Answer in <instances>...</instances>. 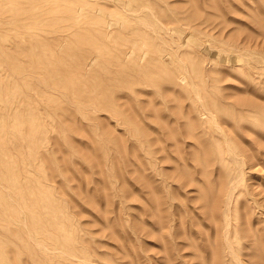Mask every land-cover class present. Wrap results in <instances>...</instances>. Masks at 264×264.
Masks as SVG:
<instances>
[{
	"label": "rangeland",
	"instance_id": "obj_1",
	"mask_svg": "<svg viewBox=\"0 0 264 264\" xmlns=\"http://www.w3.org/2000/svg\"><path fill=\"white\" fill-rule=\"evenodd\" d=\"M50 1H51V3L49 2V0H0V56H1L0 57V85H1L0 86V139H1L4 147H10V148H7L8 153H10L9 151H11V146L17 147L20 149V150L13 149V152L18 153L19 155L22 154V156L26 158V161H27L26 163L28 165V169L31 171L30 173L28 171L27 172L22 171L23 173H21V175H19L17 178L18 179L16 181L17 186L11 185L12 188H8L9 187L8 185L11 183V180L10 181H6V180L0 181L1 190L5 193L7 200L8 201L10 200L12 203H14V207L16 208V211H17V214H14V216H13L14 220H10L8 218V213L2 214L1 219H0V231H1L0 232V264H15V263H18V264H72V263H74V264H201V263L213 264V263H211V261L214 263L217 262V263H221V264H264V256H263L264 252L262 250V248L264 247V245H263L264 244V136H263V134H264V125H263L264 124V56H263L264 55V0H214V1L212 0L211 2H213V3H211L209 1L210 6H213L212 4L215 3L214 7H212V8L209 5L206 6L207 0H204V2H206L205 3L206 7H203L201 5L202 3L204 5L203 0H191V1L190 0H165V1L160 0L161 3L157 0H154L156 2H154L152 0L153 3L150 0H147V1L144 0L145 2H148L147 4H150V6L146 5V3L143 2L142 0H123V1L122 0H50ZM197 1L201 2V4L200 3L197 4L196 3ZM134 2H139V5H137L138 3H134ZM140 2H142V3H140ZM191 2H192V4H191ZM193 3H194V5L196 3V5L193 6ZM227 3H228V5H227ZM155 4L158 5L157 7L159 8L160 12L163 11L161 13L162 14L164 13L163 16L164 15L166 16V20H172L173 22L175 20L176 23L174 24L173 22L166 21L165 17H163L164 19L162 20V14L161 13H159V15L157 14L159 11H158L157 7H154V6H156ZM132 5H134L133 8H132ZM186 5H187V7H186ZM200 5L202 6V9L204 8L203 11H202V9L199 10V7L201 8ZM226 5H227V7H226ZM135 6L138 9L133 11V9L136 8ZM188 7H190L192 10ZM224 7H225V9H224ZM176 8H177V10H176ZM197 8H198V10H196ZM213 8H215L214 12H213ZM228 8H229V10L227 11ZM154 10H155V14H154ZM179 10H181V11H179ZM207 10H209V12ZM49 11H51L50 12L51 14L48 13ZM156 11H157V13H156ZM191 11H192V13H190ZM196 11H198V12H196ZM200 11H202V12H200ZM222 12H225V13L223 14ZM166 13L168 14V16H172L174 18L173 19H172V17L169 18ZM184 13L187 15H185ZM197 13H198V15H197ZM199 13L200 14L202 13L203 15L202 14L200 15ZM205 13H206V16H205ZM221 13L223 14L222 16H224V19L222 17V19H223L222 22L220 21L221 20ZM176 14L179 16H177ZM181 14H183V15L180 16ZM190 14L194 15V20H193V17H190ZM218 15H220V17ZM19 16H20V18H19ZM135 16H136V18H134ZM218 17H219V19H218ZM125 18H127V19H125ZM179 18L181 20H183L182 24H181V20ZM190 18H191V20H193L195 22V24H192L193 21L191 22ZM227 18H228V20H227ZM184 19H185V21H184ZM202 19H205V20L203 21ZM123 21L124 22L128 21L129 23L128 22L124 23ZM136 21H138V22H136ZM185 22H187L189 25ZM224 22L227 24H225ZM85 23H87L86 27H88V25H89V27L92 26L91 29L93 28V30H91L90 28L83 27V25H85ZM128 24H129V26H128ZM223 24H225V25H223ZM11 25H13V26H11ZM127 26L129 27V33H128V30H126V29H128ZM135 26H137V27H135ZM94 28H95V30H94ZM138 28H140V29H138ZM144 28H146V29H144ZM81 29L83 32H80ZM147 29H148V31H147ZM87 31L88 32L90 31L89 34L87 33ZM93 31H95L94 34H93ZM97 31H98V35L96 34ZM115 32H116V34H115ZM138 32H139V34H138ZM78 33L80 35L81 34L82 35L79 36ZM132 33H133L132 36H135L136 34H138V35L135 36V38H134L131 36ZM152 33H154L156 36H154V34H152ZM164 34L166 35V38H165ZM173 34L177 37L173 36ZM93 35L95 37L97 36L96 38H99V39L95 40ZM104 35H105V37H103ZM100 36L102 39L104 38V40L106 38L108 40L110 38H113V39H110L111 40L110 42H108L107 40L103 41L102 39H100ZM167 36H169V37H167ZM82 37L84 40L82 39ZM57 38H59V39H57ZM74 38L76 39L75 40L76 42H74ZM77 38H78V40H81V41L83 40V42H81V41L80 42L87 45V47L89 46L88 48H90L92 46L90 48L91 50L93 48L91 53H90V49L86 48L84 44L80 45L81 43L77 40ZM132 38H134V39H132ZM153 38H156V40L154 41ZM118 39H120L121 41L118 42ZM149 39H151V40H149ZM160 39H163V40L159 41ZM87 40H88V42H87ZM113 40H114V43H113ZM115 40H117V41H115ZM122 40H124V41L122 42ZM142 40H143V42H142ZM167 40H168V42H167ZM89 41L92 45L89 44ZM156 41L158 44L155 43ZM162 41H163V43H161ZM16 42H17V44H16ZM102 42H104V43H102ZM124 42H126V44H124ZM166 42L169 45H167ZM170 42H171V44H170ZM236 42L239 44L237 45ZM78 43L80 46L78 45ZM127 43H128V46H129V43L131 44V46H130L131 48L128 46H127V49L125 48ZM152 43H154L155 45H153ZM101 44H103V45H101ZM116 44L117 45L119 44V46L116 47ZM73 45H75V46H73ZM144 45L146 48H144ZM239 45H241V46H239ZM103 46H104V48H103ZM121 46L124 48L122 49ZM168 46L173 48V49H170V47H169L170 52H168L169 51L167 49ZM19 47H20V49H19ZM79 47L81 48V52H79L80 51ZM113 47H114V49H112ZM133 47H135V48H133ZM66 49H69L70 52L65 51ZM72 49H74V50H72ZM83 49H84V53L82 52ZM120 49L122 50V52L124 49L129 51V56L126 57V59H124L125 60L124 63L121 62V59H120V56L122 55ZM86 50L87 51L89 50V52L87 53ZM102 50H103L104 54H103V52H101ZM105 50H106V53H105ZM135 50L144 51L143 57L142 58L139 57L138 53H136L138 51H135ZM179 50H182L183 52L179 51ZM74 51H76V55L80 54L82 57L83 55L88 54V55H86L88 57L85 58L83 56V58H85V59H83L80 57V55L76 56ZM157 51H159V52L157 53ZM15 52H17V53H15ZM48 52H49V54H48ZM61 52H63V53H61ZM151 52L153 55L155 53L154 57L151 54ZM160 52L162 55L159 54ZM13 53H15V55ZM135 53H136V55H135ZM16 54H17V56H16ZM107 54H109V55H107ZM183 54H184V56H183ZM110 55L112 58L114 57L115 59L113 58L112 60H109V59H111V57L109 58ZM150 55H152V56H150ZM156 55L158 56V58ZM169 55L171 57L173 56L175 58L173 60H175V61H171V58L168 59L166 57ZM51 56H52L53 60L51 59ZM53 56H55L56 58L55 57L53 58ZM67 56L69 57V58H67L68 60L66 59ZM134 56L139 57V59L137 57V61L139 64L141 63L143 66L141 64L138 65L137 61L133 60ZM159 56L163 57V60H160L162 58ZM44 57H47L48 59L44 58ZM117 57H118V59H117ZM261 57L263 59H261ZM21 58H22V60H21ZM76 58L78 60H76ZM79 58H81V59H79ZM128 58H129V60H128ZM130 58H132V59H130ZM150 58H152V59L149 60ZM54 59H56V60H54ZM61 59L63 61H61ZM69 59H71V61H74V63H72ZM145 59H146V62H145ZM17 60L22 61L21 65H20L21 61L18 62ZM23 60H24V62H23ZM82 60H85V61L87 60V61L82 62ZM105 60H107V61H105ZM114 60H116V62ZM143 60L147 64H145L143 62ZM196 60H198V61H196ZM75 61H78V63H76ZM79 61L84 63L85 69L82 68L83 64L81 65ZM111 61H112V63H111ZM132 61H133V63H132ZM54 62H55V64H54ZM172 62H174V64ZM24 63L25 64L29 63L28 64L29 70H26L27 66ZM43 63H45V64L43 65ZM134 63H136V64H134ZM46 64H47V67H46ZM114 64H116L115 69H114V67H110V65L114 66ZM117 64L119 67L117 66ZM148 64L150 66H148ZM171 64H173L174 66H172ZM95 65L99 66V68L98 67L96 68ZM162 65L164 67H161ZM59 66L61 68H66V69L65 70L60 69ZM71 66H73V67L75 66V68H73ZM77 66H79V67H77ZM202 66H203V68H202ZM49 67L51 69H49ZM106 67H107V69H106ZM117 67L120 69L118 70ZM134 67L137 68V70H138L137 72H136V69ZM31 68H34V70ZM37 68L38 69L40 68L39 71H41L42 73L41 72L38 73ZM58 68H59V70H56ZM72 68L75 70H73ZM78 68L81 70H79ZM154 68H156L157 70ZM164 68H165V70H164ZM169 68H170V70H169ZM36 69H37V71H35ZM43 70H44V73H43ZM49 70H51L50 71L51 73L53 72L52 75H50L51 73H49ZM60 70L63 72V74H61ZM82 70H84L85 73H83ZM101 70H102V72H101ZM107 70L110 72H108ZM114 70L117 72L118 75L115 73ZM128 70L133 72L134 75L137 77L133 76L132 75L133 73H130ZM146 70H147V72H146ZM153 70L155 73L153 72ZM174 70L176 71V74L173 73ZM220 70H221V72L219 73ZM31 71H33V72L35 71V72L33 73ZM76 71H78V72H76ZM103 71H105V72H103ZM140 71H142V73ZM183 71L185 72L184 74H183ZM45 72L47 73V75L49 77L46 75ZM56 72H58V73H56ZM97 72H99V75ZM112 72L114 73V75H112L113 74ZM138 72L140 73L141 76L139 75ZM177 72L179 74L181 73L180 75L186 74L184 80H181V79L179 80V76H178V79L176 78L177 74H178ZM54 73H55V75H53ZM76 73L80 74L79 78L77 76L78 74H76ZM95 73H97V75ZM150 73H151V75H150ZM215 73H217L218 75ZM56 74L59 75V77H61V78L56 77ZM122 74L125 76V78H122V76H123ZM164 74H165V76H164ZM66 75L67 76L69 75L68 78ZM92 75H93V77H92ZM94 75H96V76H94ZM101 75H104V76L101 77ZM105 75H107V76L105 77ZM204 75H205V77H204ZM46 76L48 77V79H46L47 78ZM84 76L86 78H84ZM110 76L113 78H110ZM87 77H89V78L91 77L90 80ZM132 77H133V79H132ZM144 77H145V79H144ZM28 78H29V80H28ZM148 78H149L150 82L147 80ZM163 78L165 80H163ZM166 78H168V79H166ZM6 79H8L7 82H6ZM43 79H44V81H43ZM49 79L53 80V81H51V83H50ZM75 79H77L78 81ZM91 79L93 81V84H95L94 83L95 81H97L96 82L97 84L101 83L100 85H98V88H97L96 84H95L96 87L94 88V85L91 84L92 83ZM101 79H102V82L104 84H102ZM124 79L125 80L127 79V81H125ZM137 79H141L142 83L140 80H137ZM110 80H111V82H110ZM112 80H113V82H112ZM129 80H130V82H129ZM10 81H12V82H10ZM28 81H30V82H28ZM47 81H49V82H47ZM151 81H152V83H151ZM168 81H170V82H168ZM181 81L183 82V84L181 83ZM4 82H6V83H4ZM31 82L35 85L36 89H38V92H37V90H35V87L33 84H29ZM81 82H84V83L81 84ZM116 82H119L122 84L119 85V83H116ZM126 82H127L128 86H127ZM139 82H140V84H139ZM7 83L9 85H7ZM41 83H42V85H41ZM131 83H132V85H131ZM56 84H58V85H56ZM68 84H69V87L71 86L70 88H72V89H70L69 87H67L65 89V86H68ZM74 84L76 87L74 86ZM79 84L81 86H79ZM105 84H107V85H105ZM53 85H55V86H53ZM62 85L64 88L62 87ZM89 85H90V88L88 87ZM92 85H93V88H92ZM102 85L105 86V87H103L104 88L103 91H101V87H99ZM108 85H109V87H107ZM117 85H119V86H117ZM49 86H51V87H49ZM59 86L62 89L59 88ZM123 86L126 87V89H127L126 91H129L128 95L133 94L135 92V94H133V96H135V97H133V96L131 97V95L129 97H127L128 95L125 96L126 93L122 94L123 92L120 89L124 88V90H125V87H123ZM9 87H10V89H9ZM42 87L43 88L45 87V88L43 89ZM80 87H82V89L80 90L81 94L79 91ZM87 87H88V89H87ZM114 87L116 89H119L120 91L115 90ZM136 87H138V89H136L137 91L134 89ZM50 88L53 89L55 92L53 90L51 92ZM57 88H59V89H57ZM74 88H76V89H74ZM105 89H106V91H109V90L110 91L108 93H106ZM112 89H113V91H112ZM58 90H60V91L58 92ZM68 91H70V92H68ZM76 91H77V93H76ZM45 92H46V94H45ZM48 92L52 93V94H49ZM56 92H58V93L55 94ZM103 92H104V94H103ZM120 92H121V95H124L125 97H122L121 95H119ZM105 93L108 97L105 95ZM84 94H85V96H84ZM114 94H115V96L119 95L120 98L124 99V100L123 101L121 99L119 100V98L115 99L117 97L114 98ZM89 95H91V96H89ZM217 95H218V98H217ZM47 96H49V97H47ZM71 96L75 99V101L73 98H71ZM110 96L112 98H114V100L111 99ZM64 97L68 101L69 100L70 101L68 102ZM85 97H88L89 99L88 98L87 99L90 101L85 100ZM101 97H103V98H101ZM139 97L141 100H143L141 104H139L141 102V100L138 99ZM169 97H170V99L168 100ZM52 98L55 100L52 101ZM92 98H93V100H92ZM133 98H135L136 101ZM165 98H166V101H165ZM57 99H58V101H57ZM62 99L64 102L67 101L66 104L62 101ZM102 99H105L103 101H106V102H103ZM108 99H109V102H108ZM110 99H111L112 103L110 102ZM125 99H127V101H125ZM128 99H130L129 102H128ZM132 99L134 100V104H132L133 103ZM221 99H224L225 103H224V100L221 101ZM246 99L250 102H251V100H253L254 102L252 101V103L253 104L257 103L256 105L258 107L255 104L254 105L251 104V105H253L252 107L250 104H249L250 105L249 106L247 103L248 101ZM116 100H118L119 102ZM240 100L242 102L244 101L245 103H247V105L249 107H245L246 105L245 106L241 105L242 108H238L240 105L237 106V104H238L237 102L238 101L240 102ZM96 101H99V102H96ZM130 101L132 103H130ZM137 101H139V103ZM162 101L166 102L167 105H166V103H163ZM168 101H169V103H168ZM226 101H227V104H226ZM58 102L61 104L58 105L57 104ZM71 102H72V104H69ZM81 102H83V103H81ZM120 102L121 103L125 102V104L130 103L133 105V106L131 105L132 107L137 106L140 108V110H139V108H137V109L133 108L134 109L133 110L131 107V109L133 111L131 110V112H130V110H128V108L130 106L129 105H128L129 107L124 106V108L126 109V107H127V111L130 112V114H127V112L125 111V109L122 106L124 112H126V114H127V115L122 116L121 114H125V113L122 112L123 111L121 108L122 104H120ZM148 102H151L152 105L149 104ZM19 103H20V105H19ZM97 103H98V105H97ZM107 103L110 106L112 104L115 106V107L112 106L113 110H112V108L109 107V105ZM137 103L140 106L137 105ZM47 104L51 105V107L48 106ZM67 104H69V105H67ZM74 104H76V105H74ZM89 104L90 105L95 104V105L92 107ZM99 104H101V105H99ZM102 104H104V106ZM105 104L108 107H106ZM194 104H195V106H194ZM18 105H19V107H18ZM55 105H56V107L58 106L57 107L58 109L56 107L53 108ZM116 105H117V108H116ZM119 105H120V107H119ZM168 105L170 106V109L172 111H170ZM20 106H21V108H20ZM80 106L82 107V109H80L81 108ZM86 106H87V108H86ZM97 106H99V107H97ZM163 106H164V109H162V110L165 113L167 112L166 113L167 115L169 113L168 117L166 116V114L164 115V112L161 111V109H160V108H163ZM198 106L200 107V109H198L199 108ZM209 106L212 108H210ZM60 107H62V108L60 109ZM72 107H74L77 111H75L74 109H71ZM96 107H97V110H98V108L99 109L101 108L102 110L100 109L97 111ZM156 107H158L160 109V111L163 113L162 114L159 112V114H162L165 117H167L165 119V121L167 120L166 122L164 121V119L161 118L163 121H160L161 124L157 123L158 125L153 121L160 120L158 117H163V118H165V117L160 116V115L158 116L159 109ZM165 107H167L166 110H165ZM68 108H69V110H68ZM107 108L111 109L112 115L114 114L113 111H115V114L116 113L119 114L118 112H122L121 114H119V115H121L120 118L118 115H116V118H115V115H113L111 117L110 116L111 114L110 113L108 114V111H110V110ZM118 108L119 109L121 108V110L118 111L117 110ZM141 108H143V110ZM194 108H195V111L193 110ZM236 108H237V111H236ZM252 108L255 110H253ZM258 108H259V110H258ZM85 109H87V110H85ZM155 109H157V110H155ZM212 109H213V111H212ZM242 109L244 110L243 112H242ZM70 110H72V111L74 110L75 114L79 112V115L78 114L75 115L73 113L74 111L72 112ZM83 110L86 111V114L84 113L85 111H83ZM90 110H91V113L94 112L98 116V118H99L98 121H97L98 118H95V117H97L95 114H92L95 119L94 118L92 119L93 116L91 114L89 115ZM92 110H93V112H92ZM138 110L140 111V113ZM154 110L156 112H154ZM168 110H169V112H168ZM199 110H201V111H199ZM68 111H70V113L71 112L72 113L70 114ZM80 111H81V113H80ZM87 111H89V113H87ZM181 111H184L186 113L182 114ZM190 111L191 112L193 111V113L197 114V116L194 115V117H193V120L195 121L194 123H193L192 117H191V115L193 116V114L189 115ZM134 112H136L135 114H137L136 119L131 114V113L134 114ZM170 112L173 115V117L171 116L172 118L170 117ZM17 113H19V115L21 117H19L17 115ZM67 113H69L70 115H68ZM141 113L143 115H146V116L144 117ZM154 113L157 116L154 115ZM173 113H176L179 118L184 115L183 120H184V118H185V120H187V122L184 121L185 124H187V126L182 124L181 119H180L181 121L179 120V118L177 120V118H176L177 115L173 114ZM178 113H180V115ZM200 113H203V115H200ZM252 113H254L255 115ZM66 114L68 116L67 118L65 117ZM139 114H141V116H140L141 118L143 117V120H141V122L139 121L141 124L140 126L136 125V124H139L138 121H136ZM24 115H27V116L25 117ZM71 115H73L72 119L70 117ZM77 115L80 116L79 119L76 118V117H78ZM129 115H131V117L134 118V119L133 118L132 119L135 122L134 121L132 122ZM152 115H154V116H152ZM23 116H24V118H23ZM125 116H127L128 119ZM121 117H123V119L125 118V120L121 119ZM153 117L156 118V120L153 119ZM174 117L177 120V122L174 123L175 128H170V127H173V126H171V125H173L172 124L173 122H170V121L172 119L175 120ZM217 117H218V119H217ZM220 117H221V119H220ZM223 117H225V118H223ZM244 117H246V118H244ZM69 118L71 120H69ZM139 118H138V120H139ZM145 118H146V121L144 120ZM168 118H169V121H168ZM237 118H239V120ZM252 118H253V120H252ZM27 119L30 122H28ZM225 119L227 122L224 121ZM174 120H172V121H174ZM126 121H127V123L128 122L132 123L134 127L132 126V124L128 125L127 123H124ZM142 121H144V123ZM150 121H151V123H149ZM220 121H222V122H220ZM253 121L255 124L253 123ZM39 122H40V126H39ZM162 122H164V123H162ZM168 122H170L169 125L171 124L169 126L170 129H167ZM179 122H181V123H179ZM17 123H19V124L17 125ZM145 123H148V125ZM189 123H190V125H189ZM29 124H30V126H29ZM43 124H45V125H43ZM150 124L152 125L151 129H153V130L155 129V132L150 134L151 136L148 133L151 129L147 128L150 126ZM162 124H164L163 127H162ZM165 124L167 125V127ZM175 124H177L178 126ZM194 124L196 125V129H195ZM63 125H65L67 127H64ZM234 125H236L237 127ZM239 125L241 128L239 127ZM129 126L133 127L132 130H134V131L131 132V130H130L131 128ZM160 126L162 127V129L163 128L165 129V127H166V130H164V129L162 130ZM176 126L180 129L177 132L179 133L178 135L180 138H182V140L179 137H177ZM184 126H186L185 127L186 129L184 128ZM45 127L47 130L44 129ZM68 127H70V129H67ZM182 127H183V129H182ZM156 128H158V129H156ZM236 128H237L238 132L236 131ZM29 129H30V131L28 132ZM125 129L127 130V132L126 131L124 132ZM146 129L149 131H147ZM159 129L162 133L164 131H167L166 134L163 133L164 137H163V135L161 136V138L163 137L164 140L167 138L166 135L171 134L173 136V134L176 133V135L174 134V137L176 136L178 138V140H175L177 138L173 137V139L177 142L175 144L178 145V142H180V141L182 142V143L180 142V144H182V146L179 144L177 146L179 148L176 147V150L179 149V151L177 152L174 149L175 148L174 146H176V145H173V147H172L173 140H168L166 142H164V140H160L161 144H163V146H162L163 149L161 148L162 151L156 150L157 155L162 154V156H163V153H164V157H165L163 159L165 161L162 162L163 157L161 155L159 156V157H162L160 159V163L158 161L159 158H158V156H156V153H153V152H155L154 146L157 144V140L160 139V136H157ZM173 129L175 130L174 133L172 132ZM187 129H188V131H186ZM200 129L202 131L201 133H200ZM204 129H206V130H204ZM68 130L70 131L69 135H68V132H69ZM156 130H158V132ZM168 130H171V131H169V133H168ZM182 130H184V132L186 131L185 132L186 134L189 133L190 131L193 132V133H191V132L189 133V134H192V137H190V136L186 137L185 133H183ZM208 130L210 131L211 134L209 133ZM211 130H212V132H211ZM25 131H27V133ZM89 131H90V133L92 132L91 136L94 135L95 137L94 136L93 137L95 139H93L90 136ZM109 131H110V133H111L110 135L112 137L118 136L117 138H119V139H120V137L125 136L124 138H127L129 136L130 139L127 138L129 140L122 142L120 139V140H117V142H119V141L121 143L129 142V146H130V145L134 144L133 141L134 142L136 141V145H134V146L132 145V146L135 149H137V151L139 150L145 156L142 154L140 155V152L139 153L137 152V156L139 155L138 156L139 159H137L136 152H134L133 149H131V148L127 149L129 146L126 145V143H125L124 145L127 146V147L125 146V148L129 152V154H127L128 156H126V153H125L126 149H124V147L121 146L123 144H120V142L118 145H120L122 147V148L120 147L121 150L124 149L123 150L124 152L123 153L120 152V155L122 154V156H120V155L116 156L114 152H117L116 154H118L119 150H120L118 148L116 138L115 137L112 138L111 136L104 135L107 132L109 134ZM141 131H143V132H141ZM161 132H159V133H161ZM229 132H232V133H230L232 135V137L229 134ZM39 133L41 134V136H39L40 135ZM136 133H137V135H135ZM140 133H141V135H140ZM146 133H147V135H145ZM240 133H242V134L240 135ZM42 134H43V136H42ZM215 134H217V135L215 136ZM171 135H169L168 138ZM201 135L203 137H201ZM24 136H26V137H24ZM142 136H143V138H142ZM41 137H42V140H41ZM43 137H45V138H43ZM66 137H67V139H66ZM153 137H155V138H153ZM25 138L27 140H25ZM58 138H60V139H58ZM63 138H65V139H63ZM150 138L152 139L154 144L151 142ZM203 138H205L209 141L206 142V140H204ZM37 139H40V140H37ZM144 139H145V141H144ZM148 139H150V141ZM154 139H156L155 140L156 143H155ZM202 139H203V141H202ZM94 140L97 142V143H95L96 145L98 144L99 147L101 146L100 147V150L102 149L101 157L104 156L105 157V158L103 157L104 160L101 159L100 156L98 158V155H100L99 154L100 152L98 150L96 151L97 153L95 152L94 149H96V148H94L95 147V144L93 143V142H95ZM114 140L116 143H114ZM58 141H61V143H59V145H57L58 143H56ZM68 141H69V143H68ZM137 141L139 143H137ZM160 141H158V144H157L159 149L161 147L159 145ZM169 141H170V143H169ZM213 141H214V144H213ZM222 141H223V143H222ZM146 143H147V145L145 146ZM200 143H203L204 145H206L207 148L204 146L206 148V150H209L208 146H210L212 148L209 150V152L212 151V153L210 152L211 154H213L212 157L210 156L211 154L205 155L208 153V151H205V148L202 147L203 144H200ZM210 143H211V145H210ZM231 143H232V145H231ZM36 144H37V146H36ZM86 144H87V146H86ZM109 144H111L112 147ZM113 144H115L116 146L114 147ZM138 144H140V146ZM164 144L166 146L168 145L167 148H166V146L164 147ZM194 144H197V145H194ZM88 145L90 146V148L92 145L94 146V147H92L93 151L89 152V150H92V148L90 149L88 147ZM149 145H150V148L153 147L154 149L153 148L150 149ZM152 145H154V146H152ZM135 146L138 147L139 149L136 148ZM233 146L235 147V149L232 148ZM99 147H97V149ZM158 147H156V149H158ZM168 147H169V151L172 149L171 153L167 150ZM170 147H172V148H170ZM60 148H61V150L58 151ZM75 148H77V151L75 150ZM87 148H89V149H87ZM145 148H147L146 151H145ZM165 148H166L167 153L164 150ZM183 148H184V150H183ZM202 148L205 152H203ZM237 148H239V149H237ZM173 149L175 150L177 155L178 154L180 155V160L183 159L184 155L186 156V154L188 152L192 151V153H190L186 156V158L188 157L187 159L189 161L191 160V166H192L191 167L190 165H188L187 167H185L189 171V174L187 176L182 175L183 174L181 172L182 170L180 167H178L182 164L180 161L178 162V160H179L178 156L179 155L177 156L176 154H174L175 156H173V157L171 156V154H173V152H174ZM200 149H201V151H200ZM236 150L240 151L243 154V156L240 155L241 153L236 151ZM5 151H6V149L2 153H4ZM30 151L32 152L31 154L29 153ZM195 151H196V153H195ZM85 152H87L90 155L92 160L89 159V161H88L89 155L88 154L85 155ZM92 152L98 154L97 158L101 161H97L96 157L94 158L92 156V154H94ZM131 152L133 153V156L130 155V154H132ZM168 152H169V154H168ZM193 152L195 154H193ZM80 153H82L83 155H80ZM183 153H184V155H183ZM38 154H39V156H38ZM96 154H94V156H96ZM202 154H204L205 156ZM5 155H3V158L6 159V161L4 160V164L5 163L8 164V161H7L8 157H7V155L6 156ZM165 155H170L172 157L173 161H171V160L169 161V158L171 159V157H168ZM193 155H196V158H194V159H196L195 161H194V159L192 160L190 158V156L193 157ZM244 155H246V157ZM63 156L66 158H64ZM73 156L79 157V160H82L81 161L82 163L77 161L78 159L76 157H74L75 160L72 159ZM112 156H115L114 158H116V160L118 158H120L121 159V161L119 159L120 163H118V161L117 162L115 161V163L112 162L113 161V160H111V159H113ZM123 156H126V158L128 157L127 158L128 160L123 159V158H125ZM129 156L131 157L130 159H129ZM141 156H142V159L144 158V160H146L145 162H143L144 160L143 161L141 160ZM209 156H210L211 161H215L213 159V157L215 159L218 157V159H216L215 162H212L210 164V163H208L210 160L207 161V159H209ZM62 157H63V159H62ZM175 157H177V160ZM200 157L204 158L203 159L204 162L202 160H200L201 159ZM247 157H249L250 159ZM33 158H34V160H33ZM67 158H69V159H67ZM133 158L138 160L136 164L141 165V161H142V163H144L143 166L141 165L142 168L139 165H137L138 167L136 166V164H135L136 160H134L135 162L132 163ZM150 158L152 160H150ZM57 159H60V161H58ZM61 159H62V161H61ZM65 159H67L66 162H68V160H69L70 163L67 164L65 161L63 162V160H65ZM167 159H168V162H167ZM46 160H48V161H46ZM93 160H94V163H93ZM107 160H108V162H107ZM129 160L131 161V164H129V166H128L127 163ZM174 160H176L175 163L178 162V163H176L177 164L176 167H174L175 166ZM198 160H200V161H198ZM33 161L35 162V164ZM124 161H126V163ZM196 161L198 163L200 162L203 167L201 168L200 164H198ZM89 162H91V164L93 163L94 165H92V167H91V164ZM161 162H162V164H161ZM195 162H196V164H195ZM49 163L51 164L50 166H49ZM80 163L81 164L85 163L86 165H80ZM116 163H117V165L122 163L121 166H122V168L124 167L123 170L126 171L128 174V175L124 174V176H129V178L131 179L132 182L128 181V179H129L128 177L126 180L128 182L125 181V179H124L125 177L122 179V180H124V182L121 180L123 175H120V174H123L124 171L123 170L121 171L122 168L120 165H118V166L121 169L116 171V168H115ZM145 163H147V166H148V167H146L147 169L144 168V166H146ZM157 163H159V164H157ZM179 163H181V164H179ZM188 163L190 164V162H188ZM207 163L210 165L207 166ZM125 164L127 165L126 167L124 166ZM171 164L173 165V169L176 168V170H179L178 173L172 169ZM105 165H106V167H105ZM102 166H103V169H102ZM182 166H183V164H182ZM198 166H200V167H198ZM48 167H51L50 169H52V170H50ZM119 167H117V169H119ZM149 167H150V169H149ZM159 167H160V169H159ZM194 167H195V170H194ZM126 168L127 169L129 168V171ZM137 168L142 169V170L145 169L144 171H146V172H144V174L148 175L149 177L151 176V179L148 177L149 180H145L143 178V176H144L143 171L141 172L139 170L140 176L142 175L141 176L142 179H140V177H138L139 173H137L138 172ZM209 168L211 169L212 172H209L210 171ZM161 169H162V171H161ZM190 169H191V171H190ZM215 169H217V170H215ZM222 169H225V170H222ZM147 170H152V172L147 171ZM153 170L155 171V174H154ZM207 170H209V171H207ZM213 170H215V172ZM219 170H221V171L219 172ZM47 171L50 173V175ZM119 171H120V174L118 173ZM105 172L108 175H104ZM116 172H117V174H116ZM135 172L137 173L136 178H138L141 181V183H143L145 180V184H147V186H148V184H150L148 186V189H147V186L145 185L146 186L145 187L143 184L140 183V181L138 182L140 184L138 186V183H136L138 179L135 178V174H136ZM164 172H166V173H164ZM192 172L195 175H193ZM197 172H199L203 175L202 178H201V174L199 175V173H197ZM204 172H205V174H203ZM147 173H151V174L149 175ZM197 174L199 175L198 179H197V176H198ZM119 175H120V177L121 176L122 177L119 178ZM207 175L208 176L211 175L210 177H208L209 180H207L208 178H206ZM212 175H213V178H212ZM169 176H170V178H169ZM204 176H205V180H204ZM215 176H217V177H215ZM21 177H22V179H21ZM156 177H159L158 179L161 182L159 180L157 181ZM184 177L185 178L188 177V179L190 181L187 178L184 179ZM194 177L196 178V180ZM108 178H109V180H108ZM110 178L111 179L114 178L115 180L114 179L111 180ZM154 178H155V182H154ZM199 178H201L200 180L203 183V186H205V187H201V189H200L199 185L202 186V183L197 181V180H199ZM134 179L136 180V182ZM152 179H153V181H152ZM162 179H163V182H162ZM224 179H225V183H224ZM133 180H134V182H133ZM186 180H188V181H186ZM184 181H185V183H184ZM25 182H27V183H25ZM153 182H154V185H152ZM186 182L187 183L189 182V184H187ZM206 182H209V187H211V188H209L207 186V188H208L207 190H205L206 185H207ZM7 183H9V184H7ZM133 183H135V184H133ZM155 183H158V185ZM176 183L179 184V187H178V184L175 185ZM223 183H224V187H223ZM110 184L112 187L109 186ZM134 185H136L137 187H140V188H137ZM155 185H157V186H155ZM182 185H184V188L182 187ZM45 186H46V188H45ZM62 186H63V188H62ZM120 186L122 188H120ZM153 186L156 188H152ZM218 186H221V188ZM227 186H229V187H227ZM149 187L151 188V190L154 189V191L158 187V189L156 190L157 192H154V193H156V196H157V198H159L158 201H160V203H158L157 199H156V202H157L156 206L158 207L162 202L160 209L163 208L164 210H160L159 212L155 211L156 208L154 207L155 206L154 203H156V202L153 201V199L151 198V195H155V194L152 193V191L150 192ZM159 188H160V190H159ZM219 188L221 189L220 193H218ZM223 188H224V190H223ZM59 189H61V191ZM107 189H109V190H107ZM123 189H126V190H123ZM199 189L202 193L199 191ZM29 190H31L32 193ZM107 191H109V192H107ZM110 191H112V192H110ZM125 191H127L126 194L123 193ZM160 191H161V194H160ZM197 191L199 193H197ZM223 191H224L225 195L223 194ZM234 191H236V192H234ZM106 192H107V194H106ZM213 192L220 194V195L214 194ZM229 192H231L230 197H228ZM114 193L116 195H114ZM234 193H235V195H234ZM43 194H44V197H43ZM162 194H163V197H162ZM164 194L166 197L164 196ZM198 194H199V196H198ZM212 194H214L213 197H214V199L218 200V201L216 200L218 203L221 202L220 204L217 203V207L221 211L220 210L217 211L218 208L215 207L216 206L215 203L213 206L209 205V203L207 201L208 196L212 197ZM152 197H154V199H155V196H152ZM197 197L198 198L200 197L201 199L199 198L200 200L199 199L197 200ZM220 197H221V199L223 198L222 201H220L221 200ZM108 198H109V200H108ZM111 198H113V199H111ZM165 198H167V199H165ZM232 198L234 201L232 200ZM54 199H56V200H54ZM149 200H150L151 204L149 203ZM204 200H205V203L202 204V202H204ZM54 201H56V202H54ZM152 201H153V203H152ZM239 202H241V204ZM175 203L177 204V207H176ZM234 203H236V204H234ZM153 204H154V206H152ZM167 204H168V206H167ZM204 204L207 205V208H206V205H204ZM219 205H222L224 207H222V206L219 207ZM178 207L180 209L181 208L182 209L180 210ZM20 208H22V209H20ZM153 208H155V210H153ZM211 208H212V210H211ZM157 209L159 210V207ZM239 209H240V211L238 212ZM242 209L245 212L244 215L242 214V212H243ZM32 210H35L36 214H32ZM152 210H153V212H152ZM210 210H211L212 214L210 213ZM214 210H215V212H214ZM60 212L62 215L59 214ZM213 212L215 214L221 213L222 215L221 214L217 215L218 218L217 217L215 218L213 216V215H215ZM155 213H156V215H155ZM157 215H159L158 218H157ZM160 215H162V216L164 215V220L162 219V216H160ZM211 215L213 216L212 218H211ZM242 215L247 216V217L249 215V217H248L249 219H247L246 217L241 218ZM54 216H56V217H54ZM170 216H172V217L170 218ZM219 216H221L223 220L220 219ZM32 217L34 218L33 223L28 222ZM213 218L216 219L215 221H217V222L220 221L219 223L222 225H220V224L216 225L215 221H214L215 222V224H214ZM240 218H241V220L244 219V221L247 219L248 221L246 220L245 223L250 222V223H247L248 226L246 228L243 225L244 221L242 223ZM49 220H50V222H49ZM157 220L158 221L161 220L162 223L158 222ZM238 220H240V222ZM58 221H59V223H58ZM155 222H158V223H155ZM154 223L157 225H155ZM238 223H240V224H238ZM162 224L165 226H163ZM213 224L216 225V227L220 226V229L217 228L218 230H220L219 233H217L218 230L216 229L215 226L213 227ZM158 225L159 226L161 225V226L158 227ZM249 225H251L252 229L248 228V227H250ZM34 226H35V228H34ZM28 227H30V228H28ZM188 228H190V229H188ZM221 228L223 231H221ZM188 230L190 231L191 235L188 232ZM255 230H257V231H255ZM241 231H243L242 232L243 234L241 233ZM253 231H255V233ZM258 231H259V234H257ZM68 232H71L70 237L73 238V241L71 239H68L66 241L65 235L68 236ZM236 232H238L237 233L238 236H235ZM261 232H262V234H261ZM173 233H175V235ZM220 233H222L221 236H223V237L220 236L219 238H217ZM245 233H246V235H245ZM186 234H187V236H186ZM192 234L196 237L195 239H194V236ZM242 235H243V238H241ZM253 235L255 236V238L252 239L251 236H253ZM257 235H258V237L259 236L261 237V239L259 237L260 240H256L258 238ZM162 236H164V237H162ZM188 236H189V238H187ZM214 238L218 241V243H217V241H215ZM50 239H52V240L50 241ZM243 239H246V240H243ZM193 240H195V241H193ZM209 241H211V243ZM248 241L250 243H248ZM25 242H26V244H24ZM219 242L221 243L220 245H218ZM66 243L68 244V246ZM194 243L196 244L197 247H195V245H193ZM244 243L246 245L245 248L243 247ZM21 244H22V246H21ZM209 244L213 245L212 246L213 248ZM47 245H49V246H47ZM192 245L194 247H192ZM250 245H254L255 250L253 249L254 247L252 248V246H250ZM10 246H12V250L10 249ZM61 246H63V247H61ZM201 246H202V248H200ZM216 246H220V247L217 248ZM66 247H67V249H65ZM166 247H168V248H166ZM14 248H16V249H14ZM60 248H63V249H60ZM79 248H80V251H79ZM84 248H86V249H84ZM196 248L198 250V251H196L197 255L195 254ZM220 248H221V250H220ZM211 250H213L214 252ZM219 250H220V252H219ZM18 251L20 253H18ZM28 252L30 253V255ZM202 252L204 254H202ZM209 252H213L212 254L214 256ZM243 252H245L247 254L249 253V254L245 256V253L243 254ZM255 253H257V254H255ZM210 254H211V256H210ZM8 255H12V258H11V256H8ZM59 255H61V256H59ZM200 255H203V256L200 257ZM241 255H243V256H241ZM197 256H199V258ZM209 256L210 257L213 256L212 258H213V260L215 259V261L211 260L212 258H210ZM13 257H15V259ZM35 257H37V258H35ZM77 257H79V258L77 259ZM84 257H85V259H84ZM202 257H205L206 259L205 258L201 259ZM221 257H222V260H221ZM66 258H67V260H64ZM22 259H23V261H22ZM256 259H257V261H256ZM201 260H202V262H201ZM68 261H72V262H68ZM251 261H252V263H251ZM206 262H208V263H206Z\"/></svg>",
	"mask_w": 264,
	"mask_h": 264
},
{
	"label": "bare ground",
	"instance_id": "obj_2",
	"mask_svg": "<svg viewBox=\"0 0 264 264\" xmlns=\"http://www.w3.org/2000/svg\"><path fill=\"white\" fill-rule=\"evenodd\" d=\"M122 1H123V0H122ZM142 1L145 2L144 0H142ZM146 1H147V0H146ZM150 1L152 2V0H150ZM153 1H154V0H153ZM157 1H159V2L161 3L160 0H157ZM162 1H163V0H162ZM164 1H165V0H164ZM190 1H191V0H190ZM209 1L211 2L212 0H207V1H206L207 3L204 2V0H203L204 5H203V3L201 4V2H198V1H197L196 3H197V4L200 3L203 7H206V6H208V5L210 6ZM213 1H214V0H213ZM1 2H2V1H1ZM49 2L51 3L50 0H49ZM154 2H156V1H154ZM159 2H158V3H159ZM215 2H216V1H215ZM224 2H225V1H224ZM134 3H138L137 5H139V2H134ZM140 3H142V2H140ZM145 3H146V5H149V6H150V4H147L148 2H145ZM145 3H144V4H145ZM152 3H153V2H152ZM196 3H195V5H196ZM205 3L207 4L206 6H205ZM211 3H213V2H211ZM235 3H236V2H235ZM17 4H18V3H17ZM121 4H122V3H121ZM123 4H124V3H123ZM144 4H143V5H144ZM191 4H192V2H191ZM214 4H215V3H214ZM214 4H212L213 6H210V7H211V8L214 7ZM14 5H15V4H14ZM22 5H23V4H22ZM140 5H141V4H140ZM153 5H154V4H153ZM153 5H152V6H153ZM155 5H156V4H155ZM195 5H194V3H193V6H195ZM201 5H200V6H201ZM222 5H223V4H222ZM227 5H228V3H227ZM227 5H226V7H227ZM24 6H25V5H24ZM29 6H30V5H29ZM157 6H158V5H156V6H154V7H157ZM198 6H199V5H198ZM202 6H201V8L199 7V10L202 9ZM215 6H216V5H215ZM130 7H131V6H130ZM133 7H134V5H132V8H133ZM135 7H136V6H135ZM169 7H170V6H169ZM178 7H179V6H178ZM186 7H187V5H186ZM148 8H149V7H148ZM151 8H152V7H151ZM157 8H158V7H157ZM157 8H156V9H157ZM174 8H175V7H174ZM181 8H182V7H181ZM188 8H190V7H188ZM195 8H196V7H195ZM19 9H20V8H19ZM120 9H121V8H120ZM130 9H131V8H130ZM137 9H138V8L136 7V8L133 9V11H134V10H137ZM184 9H185V8H184ZM186 9H187V8H186ZM190 9H191V8H190ZM203 9H204V8H203ZM203 9H202V11H203ZM214 9H215V8H213V12H214ZM224 9H225V7H224ZM176 10H177V8H176ZM191 10H192V9H191ZM196 10H198V8H197ZM222 10H223V9H222ZM228 10H229V8L227 9V11H228ZM52 11H53V10H52ZM158 11H159L158 13H157V11H156V13H157L158 15H159V13L163 12V11L160 12L159 8H158ZM179 11H181V10H179ZM184 11H185V10H184ZM184 11H183V12H184ZM202 11H200V12H202ZM207 11L209 12V10H207ZM50 12H51V11H49L48 13L51 14ZM170 12H171V11H170ZM176 12H177V11H176ZM187 12H188V11H187ZM196 12H198V11H196ZM45 13H46V12H45ZM123 13H124V12H123ZM174 13H175V12H174ZM181 13H182V12H181ZM190 13H192V11H191ZM222 13L224 14L225 12H222ZM222 13H221V20H220L221 22H222V20L224 19V16H222V15H223ZM114 14H115V13H114ZM154 14H155V10H154ZM161 14H162V13H161ZM163 14H164V13H163ZM163 14H162V20L164 19L163 17H165V20H166V16H165V15L163 16ZM166 14H167V13H166ZM172 14H173V13H172ZM177 14H178V13H177ZM177 14H176V15H177ZM184 14H185V13H184ZM195 14H196V13H195ZM199 14H200V13H199ZM201 14H202V13H201ZM201 14H200V15H201ZM170 15H171V14H170ZM182 15H183V14H181L180 16H182ZM185 15H187V14H185ZM197 15H198V13H197ZM200 15H199V16H200ZM202 15H203V14H202ZM213 15H214V14H213ZM227 15H228V14H227ZM16 16H17V15H16ZM46 16H47V15H46ZM122 16H123V15H122ZM124 16H125V15H124ZM167 16H168V14H167ZM173 16H174V15H173ZM177 16H179V15H177ZM205 16H206V13H205ZM205 16H204V17H205ZM218 16L220 17V15H218ZM128 17H129V16H128ZM160 17H161V16H160ZM168 17L171 18L172 16H168ZM190 17H193V20H194V15H193V14H192V15L190 14ZM200 17H201V16H200ZM219 17H218V19H219ZM222 17H223V19H222ZM19 18H20V16H19ZM117 18H118V17H117ZM131 18H132V17H131ZM134 18H136V16H135ZM173 18H174V17H172V19H173ZM196 18H197V17H196ZM225 18H226V17H225ZM8 19H9V18H8ZM30 19H31V18H30ZM42 19H43V18H42ZM119 19H120V18H119ZM123 19H124V18H123ZM125 19H127V18H125ZM145 19H146V18H145ZM159 19H160V18H159ZM179 19H180V18H179ZM206 19H207V18H206ZM165 20H164V21H165ZM177 20H178V19H177ZM180 20H181V19H180ZM188 20H189V19H188ZM190 20H191V18H190ZM190 20H189V21H190ZM193 20H191V22H192ZM202 20L204 21L205 19H202ZM227 20H228V18H227ZM229 20H230V19H229ZM13 21H14V20H13ZM166 21L173 22L172 20H166ZM166 21H165V22H166ZM182 21H183V20H181V24H182ZM184 21H185V19H184ZM189 21H188V22H189ZM209 21H210V20H209ZM6 22H7V21H6ZM123 22H124V21H123ZM127 22H128V21H127ZM127 22H124V23H127ZM136 22H138V21H136ZM179 22H180V21H179ZM226 22H227V21H226ZM79 23H80V22H79ZM128 23H129V22H128ZM131 23H132V22H131ZM134 23H135V22H134ZM173 23H174V24L176 23L175 20H174ZM183 23H184V22H183ZM185 23H187V22H185ZM208 23H209V22H208ZM208 23H207V24H208ZM224 23H225V22H224ZM228 23H229V22H228ZM80 24H81V23H80ZM86 24H87V23H85V25H83V27H86ZM152 24H153V23H152ZM154 24H155V23H154ZM187 24H188V23H187ZM192 24H195V22L193 21ZM192 24H191V25H192ZM225 24H227V23H225ZM225 24H223V25H225ZM124 25H125V24H124ZM188 25H189V24H188ZM11 26H13V25H11ZM77 26H78V25H77ZM128 26H129V24H128ZM128 26H127V27H128ZM139 26H140V25H139ZM15 27H16V26H15ZM20 27H21V26H20ZM81 27H82V26H81ZM91 27H92V26H91ZM91 27H89V25H88V27H86V28H90V29H91ZM124 27H125V26H124ZM124 27H123V28H124ZM135 27H137V26H135ZM135 27H134V28H135ZM170 27H171V26H170ZM170 27H169V28H170ZM75 28H76V27H75ZM78 28H79V27H78ZM134 28H133V29H134ZM195 28H196V27H195ZM84 29H85V28H84ZM103 29H104V28H103ZM124 29H125V28H124ZM138 29H140V28H138ZM142 29H143V28H142ZM144 29H146V28H144ZM180 29H181V28H180ZM193 29H194V28H193ZM78 30H79V29H78ZM87 30H88V29H87ZM91 30H93V28H92ZM94 30H95V28H94ZM96 30H97V29H96ZM126 30H128V33H129V27H128V29H126ZM130 30H131V29H130ZM100 31H101V30H100ZM138 31H139V30H138ZM145 31H146V30H145ZM147 31H148V29H147ZM157 31H158V30H157ZM76 32H77V31H76ZM76 32H75V33H76ZM78 32H79V31H78ZM80 32H83L82 29H81ZM89 32H90V31H89ZM89 32L87 31L88 34H89ZM94 32H95V31H93V34H94ZM116 32H117V31H116ZM116 32H115V34H116ZM135 32H136V31H135ZM141 32H142V31H141ZM160 32H161V31H160ZM164 32H165V31H164ZM84 33H85V32H84ZM102 33H103V32H102ZM133 33H134V32H133ZM133 33L131 34V36L133 35ZM78 34H79V33H78ZM85 34H86V33H85ZM96 34L98 35V31L96 32ZM99 34H100V33H99ZM138 34H139V32H138ZM138 34H136V35L134 34V35L137 36ZM141 34H142V33H141ZM152 34H154V33H152ZM160 34H161V33H160ZM236 34H237V33H236ZM81 35H82V34H81ZM81 35L79 34V36H81ZM90 35H91V34H90ZM101 35H102V34H101ZM150 35H151V34H150ZM164 35H165V34H164ZM67 36H68V35H67ZM79 36H78V37H79ZM135 36H132V37L135 38ZM154 36H156V35L154 34ZM173 36H175V35L173 34ZM87 37H88V36H87ZM93 37L95 38V40H96V39H99V38H96L97 36L95 37V36L93 35ZM103 37H105V35H104ZM112 37H113V36H112ZM140 37H141V36H140ZM143 37H144V36H143ZM148 37H149V36H148ZM152 37H153V36H152ZM162 37H163V36H162ZM167 37H169V36H167ZM175 37H177V36H175ZM79 38H80V37H79ZM89 38H90V37H89ZM89 38H88V39H89ZM134 38H132V39H134ZM144 38H145V37H144ZM144 38H143V39H144ZM165 38H166V35H165ZM15 39H16V38H15ZM57 39H59V38H57ZM67 39H68V38H67ZM69 39H70V38H69ZM82 39H83V37H82ZM100 39H102L101 36H100ZM110 39H113V38H110ZM110 39L108 40V39L106 38L105 40H107L108 42H110V41H111ZM115 39H116V38H115ZM145 39H146V38H145ZM147 39H148V38H147ZM153 39H154V41L156 40V38H153ZM157 39H158V38H157ZM168 39H169V38H168ZM172 39H173V38H172ZM174 39H175V38H174ZM176 39H177V38H176ZM178 39H179V38H178ZM229 39H230V38H229ZM232 39H233V38H232ZM75 40H76V39L74 38V42H76ZM77 40H78V38H77ZM83 40H84V39H83ZM83 40H82V41H81V40H78V41H79V42H80V41L83 42ZM85 40H86V39H85ZM95 40H94V41H95ZM102 40L105 41L104 38H103ZM130 40H131V39H130ZM140 40H141V39H140ZM149 40H151V39H149ZM161 40H163V39H160L159 41H161ZM169 40H170V39H169ZM18 41H19V40H18ZM100 41H101V40H100ZM115 41H117V40H115ZM119 41H121V40L118 39V42H119ZM123 41H124V40H122V42H123ZM50 42H51V41H50ZM68 42H69V41H68ZM81 42H80V43H81ZM87 42H88V40H87ZM87 42H86V43H87ZM98 42H99V41H98ZM142 42H143V40H142ZM164 42H165V41H164ZM167 42H168V40H167ZM167 42H166V43H167ZM202 42H203V41H202ZM238 42H239V41H238ZM55 43H56V42H55ZM102 43H104V42H102ZM113 43H114V40H113ZM120 43H121V42H120ZM138 43H139V42H138ZM149 43H150V42H149ZM155 43L158 44L157 41H156ZM161 43H163V41H162ZM173 43H174V42H173ZM228 43H229V42H228ZM236 43H237V42H236ZM16 44H17V42H16ZM24 44H25V43H24ZM70 44H71V43H70ZM73 44H74V43H73ZM76 44H77V43H76ZM83 44H84V43H81L80 45H83ZM87 44H88V43H87ZM89 44H91L90 41H89ZM95 44H96V43H95ZM109 44H110V43H109ZM124 44H126V42H124ZM141 44H142V43H141ZM152 44L155 45L154 43H152ZM170 44H171V42H170ZM238 44H239V43H237V45H238ZM78 45H79V43H78ZM80 45H79V46H80ZM84 45H85V44H84ZM91 45H92V44H91ZM91 45H90V46H91ZM101 45H103V44H101ZM120 45H121V44H120ZM167 45H169V44L167 43ZM175 45H176V44H175ZM217 45H218V44H217ZM14 46H15V45H14ZM73 46H75V45H73ZM95 46H96V45H95ZM105 46H106V45H105ZM113 46H114V45H113ZM117 46H119V44H118V45L116 44V47H117ZM122 46H123V45H122ZM122 46H121V48L123 49L124 47H122ZM127 46H128V43H127V45H126V47H125L126 49H127ZM130 46H131V44L129 43V46H128V47H130ZM158 46H159V45H158ZM160 46H161V45H160ZM163 46H164V45H163ZM170 46H171V45H170ZM170 46H168V48H167L168 50H169V47H170ZM173 46H174V45H173ZM173 46H172V47H173ZM178 46H179V45H178ZM239 46H241V45H239ZM83 47H84V46H83ZM83 47H82V48H83ZM85 47L88 48L89 46L87 47V45H85ZM91 47H92V46H91ZM91 47H90V48H91ZM147 47H148V46H147ZM150 47H151V46H150ZM164 47H165V46H164ZM235 47H236V46H235ZM73 48H74V47H73ZM77 48H78V47H77ZM79 48H80V47H79ZM90 48H88V49H90ZM103 48H104V46H103ZM130 48H131V47H130ZM133 48H135V47H133ZM137 48H138V47H137ZM142 48H143V47H142ZM144 48H146L145 45H144ZM151 48H152V47H151ZM162 48H163V47H162ZM240 48H241V47H240ZM19 49H20V47H19ZM51 49H52V48H51ZM101 49H102V48H101ZM101 49H100V50H101ZM112 49H114V47H113ZM126 49H124L123 52H122V50L120 49L122 55L119 53V54L121 55V56H120L121 62H123V63L125 62L124 59H126V57L129 56V51L126 50ZM128 49H129V48H128ZM152 49H153V48H152ZM158 49H159V48H158ZM170 49H173V48L170 47ZM181 49H182V48H181ZM196 49H197V48H196ZM227 49H228V48H227ZM16 50H17V49H16ZM72 50H74V49H72ZM72 50H71V51H72ZM92 50H93V48H92ZM92 50L90 49V53H91ZM103 50H104V49H103ZM103 50H102L101 52H103ZM107 50H108V49H107ZM115 50H116V49H115ZM115 50H114V51H115ZM142 50H143V49H142ZM148 50H149V49H148ZM153 50H154V49H153ZM156 50H157V49H156ZM197 50H198V49H197ZM18 51H19V50H18ZM26 51H27V50H26ZM44 51H45V50H44ZM47 51H48V50H47ZM53 51H54V50H53ZM63 51H64V50H63ZM65 51L68 52L69 49H66ZM116 51H117V50H116ZM135 51H138V52H136V53H138V56H139V57H141V58L143 57V55H144V51H139V50H135ZM159 51H160V50H159ZM159 51H157V53H158ZM171 51H172V50H171ZM179 51H182V50H179ZM185 51H186V50H185ZM198 51H199V50H198ZM198 51H197V52H198ZM19 52H20V51H19ZM51 52H52V51H51ZM51 52H50V53H51ZM69 52H70V51H69ZM74 52H75V55H76V51H74ZM79 52H81V48H80V51H79ZM82 52L84 53V49L82 50ZM86 52L88 53L89 50H88V51L86 50ZM111 52H112V51H111ZM118 52H119V51H118ZM149 52H150V51H149ZM168 52H170V50H169ZM176 52H177V51H176ZM182 52H183V51H182ZM191 52H192V51H191ZM199 52H200V51H199ZM199 52H198V53H199ZM15 53H17V52H15ZM15 53H13V54L15 55ZM21 53H22V52H21ZM46 53H47V52H46ZM61 53H63V52H61ZM61 53H60V54H61ZM77 53H78V52H77ZM105 53H106V50H105ZM107 53H108V52H107ZM136 53H135V55H136ZM194 53H195V52H194ZM48 54H49V52H48ZM53 54H54V53H53ZM66 54H67V53H66ZM93 54H94V53H93ZM103 54H104V52H103ZM151 54H152V52H151ZM159 54H161V52H160ZM199 54H200V53H199ZM219 54H220V53H219ZM62 55H63V54H62ZM78 55H80V54H78ZM78 55H76V56H78ZM86 55H88V54H86ZM86 55H83V56H84L85 58H87L88 56H86ZM107 55H109V54H107ZM114 55H115V54H114ZM152 55H153V54H152ZM152 55H150V56H152ZM161 55H162V54H161ZM166 55H167V54H166ZM170 55H171V54H170ZM170 55H169V56H170ZM175 55H176V54H175ZM16 56H17V54H16ZM58 56H59V55H58ZM58 56H57V57H58ZM65 56H66V55H65ZM83 56L81 57V55H80L81 58H83ZM116 56H117V55H116ZM138 56H134V59H133V60H136V61H137V57H138ZM154 56H155V53H154L153 57H154ZM156 56H157V55H156ZM169 56H166V57H167L168 59L171 58V61H175V60H173V59H175L173 56H172V57H171V56L169 57ZM183 56H184V54H183ZM199 56H200V55H199ZM263 56H264V55H263ZM0 57H1V56H0ZM18 57H19V56H18ZM54 57H55V56H53V58H54ZM62 57H63V56H62ZM110 57H111V55L109 56V58H110ZM139 57H138V59H139ZM159 57H161V56H159ZM19 58H20V57H19ZM44 58H47V57H44ZM55 58H56V57H55ZM60 58H61V57H60ZM67 58H69V57L67 56L66 59H67ZM81 58H79V59H81ZM85 58H83V59H85ZM89 58H90V57H89ZM89 58H88V59H89ZM103 58H104V57H103ZM106 58H107V57H106ZM113 58H114V57H113ZM113 58L111 57V59H109V60H112ZM157 58H158V56H157ZM161 58H162V59H160V58H159V59H160V60H163V57H161ZM14 59H15V58H14ZM47 59H48V58H47ZM49 59H50V58H49ZM51 59H52V56H51ZM66 59H65V60H66ZM88 59H87V60H88ZM107 59H108V58H107ZM114 59H115V58H114ZM117 59H118V57H117ZM130 59H132V58H130ZM151 59H152V58H150L149 60H151ZM184 59H185V58H184ZM261 59H263V58L261 57ZM12 60H13V59H12ZM21 60H22V58H21ZM21 60H20V61H21ZM45 60H46V59H45ZM52 60H53V59H52ZM54 60H56V59H54ZM57 60H58V59H57ZM67 60H68V59H67ZM69 60L71 61V59H69ZM76 60H78V59L76 58ZM87 60H86V61H87ZM103 60H104V59H103ZM128 60H129V58H128ZM176 60H177V59H176ZM256 60H257V59H256ZM17 61H18V60H17ZM20 61H18V62H20ZM48 61H49V60H48ZM59 61H60V60H59ZM61 61H63V60L61 59ZM84 61H85V60H82V62H84ZM86 61H85V62H86ZM105 61H107V60H105ZM114 61L116 62V60H114ZM196 61H198V60H196ZM261 61H262V60H261ZM3 62H4V61H3ZM23 62H24V60H23ZM25 62H26V61H25ZM42 62H43V61H42ZM52 62H53V61H52ZM57 62H58V61H57ZM71 62L74 63V61H71ZM75 62L78 63V61H75ZM79 62H80L81 65L83 64L82 68H84V67H85V66H84V63H82L81 61H79ZM99 62H100V61H99ZM115 62H114V63H115ZM117 62H118V61H117ZM143 62H144V60H143ZM145 62H146V59H145ZM145 62H144V63H145ZM148 62H149V61H148ZM249 62H250V61H249ZM21 63H22V61L20 62V65H21ZM72 63H71V64H72ZM100 63H101V62H100ZM111 63H112V61H111ZM132 63H133V61H132ZM137 63H138V61H137ZM164 63H165V62H164ZM164 63H163V64H164ZM172 63L174 64V62H172ZM16 64H17V63H16ZM24 64H25V63H24ZM28 64H29V63H28ZM28 64H25V65L27 66V69H26V70H29V69H28ZM44 64H45V63H43V65H44ZM54 64H55V62H54ZM80 64H79V65H80ZM108 64H109V63H108ZM127 64H128V63H127ZM134 64H136V63H134ZM140 64H141V63H140ZM140 64L138 63V65H140ZM145 64H147V63H145ZM145 64H144V65H145ZM167 64H168V63H167ZM173 64H171V65L174 66ZM175 64H176V63H175ZM177 64H178V63H177ZM17 65H18V64H17ZM33 65H34V64H33ZM58 65H59V64H58ZM85 65H86V64H85ZM100 65H101V64H100ZM104 65H105V64H104ZM115 65H116V64H114V66H111V65H110V67H114V69H115V67H116ZM130 65H131V64H130ZM141 65H142V64H141ZM171 65H170V66H171ZM181 65H182V64H181ZM200 65H201V64H200ZM256 65H257V64H256ZM29 66H30V65H29ZM67 66H68V65H67ZM117 66H118V64H117ZM122 66H123V65H122ZM136 66H137V65H136ZM142 66H143V65H142ZM148 66H150V65L148 64ZM172 66H171V67H172ZM196 66H197V65H196ZM14 67H15V66H14ZM21 67H22V66H21ZM46 67H47V64H46ZM59 67H60V66H59ZM63 67H64V66H63ZM69 67H70V66H69ZM71 67H73V66H71ZM77 67H79V66H77ZM95 67H96V68H97V67L99 68V66H97V65H95ZM110 67H109V68H110ZM118 67H119V66H118ZM118 67H117V68H118ZM161 67H164V66L162 65ZM182 67H183V66H182ZM29 68H30V67H29ZM55 68H56V67H55ZM73 68H75V66H74ZM73 68H72V69H73ZM130 68H131V67H130ZM134 68H135V67H134ZM202 68H203V66H202ZM24 69H25V68H24ZM31 69L34 70V68H31ZM37 69H38V68H37ZM37 69H36L35 71H37ZM39 69H40V68H39ZM39 69H38V71H37L38 73L41 72V71H39ZM41 69H42V68H41ZM44 69H45V68H44ZM49 69H51V68L49 67ZM60 69H64V70H65L66 68H61V67H60ZM78 69H79V68H78ZM84 69H85V68H84ZM106 69H107V67H106ZM119 69H120V68H118V70H119ZM127 69H128V68H127ZM135 69H136V72H137V71H138L137 68H135ZM143 69H144V68H143ZM151 69H152V68H151ZM154 69H156V68H154ZM173 69H174V68H173ZM173 69H172V70H173ZM183 69H184V68H183ZM52 70H53V69H52ZM56 70H59V68L56 69ZM64 70H63V71H64ZM68 70H69V69H68ZM73 70H75V69H73ZM79 70H81V69H79ZM79 70H78V71H79ZM156 70H157V69H156ZM164 70H165V68H164ZM169 70H170V68H169ZM181 70H182V69H181ZM181 70H180V71H181ZM18 71H19V70H18ZM35 71H34V72H35ZM46 71H47V70H46ZM50 71H51V70H49V73H51ZM69 71H70V70H69ZM78 71H76V72H78ZM82 71H83V73H85L84 70H82ZM82 71H81V72H82ZM107 71H108V70H107ZM111 71H112V70H111ZM114 71H115V70H114ZM126 71H127V70H126ZM128 71H129V70H128ZM143 71H144V70H143ZM31 72H33V71H31ZM34 72H33V73H34ZM47 72H48V71H47ZM58 72H59V71H58ZM58 72H56V73H58ZM60 72H61V74H63V72H62L61 70H60ZM101 72H102V70H101ZM103 72H105V71H103ZM108 72H110V71H108ZM118 72H119V71H118ZM123 72H124V71H123ZM129 72H130V73H133V72H131V71H129ZM140 72L142 73V71H140ZM146 72H147V70H146ZM150 72H151V71H150ZM153 72H154V70H153ZM212 72H213V71H212ZM215 72H216V71H215ZM220 72H221V70L219 71V73H220ZM41 73H42V72H41ZM43 73H44V70H43ZM45 73H46V72H45ZM52 73H53V72H52ZM52 73H51L50 75H52ZM64 73H65V72H64ZM90 73H91V72H90ZM97 73H98V75H99V72H97ZM97 73H95V74L97 75ZM112 73H113V72H112ZM115 73L117 74L116 71H115ZM138 73H139V72H138ZM154 73H155V72H154ZM173 73L176 74V71L174 70ZM177 73H178V72H177ZM184 73H185V72L183 71V74H184ZM59 74H60V73H59ZM76 74H78V73H76ZM105 74H106V73H105ZM159 74H160V73H159ZM166 74H167V73H166ZM169 74H170V73H169ZM175 74H174V75H175ZM178 74H179V73H178ZM178 74H177V77H176V78L178 79V76H179V80H180V79H181V80H184L186 74H185V75H180L181 73H180L179 75H178ZM202 74H203V73H202ZM215 74H217V73H215ZM41 75H42V74H41ZM46 75H47V73H46ZM53 75H55V73H54ZM79 75H80V74L77 75L78 78H79ZM88 75H89V74H88ZM96 75H94V76H96ZM110 75H111V74H110ZM112 75H114V73H113ZM117 75H118V74H117ZM122 75H123V74H122ZM122 75H121V76H122ZM132 75L135 76L134 73H133ZM137 75H138V74H137ZM139 75H140V73H139ZM145 75H146V74H145ZM150 75H151V73H150ZM217 75H218V74H217ZM36 76H37V75H36ZM47 76H48V75H47ZM47 76H46V77H47ZM66 76H67V75H66ZM68 76H69V75H68ZM68 76H67V78H68ZM103 76H104V75H101V77H103ZM106 76H107V75H105V77H106ZM115 76H116V75H115ZM140 76H141V75H140ZM157 76H158V75H157ZM164 76H165V74H164ZM13 77H14V76H13ZM28 77H29V76H28ZM42 77H43V76H42ZM48 77H49V76H48ZM48 77H47L46 79H48ZM56 77L61 78V77H59V75H57V74H56ZM64 77H65V76H64ZM64 77H63V78H64ZM92 77H93V75H92ZM97 77H98V76H97ZM135 77H137V76H135ZM135 77H134V78H135ZM153 77H154V76H153ZM173 77H174V76H173ZM204 77H205V75H204ZM217 77H218V76H217ZM219 77H220V76H219ZM84 78H86V77L84 76ZM87 78L90 80L91 77H90V78L87 77ZM98 78H99V77H98ZM98 78H97V79H98ZM107 78H108V77H107ZM110 78H113V77L110 76ZM122 78H125V76L123 75ZM122 78H121V79H122ZM209 78H210V77H209ZM41 79H42V78H41ZM52 79H53V78H52ZM81 79H82V78H81ZM93 79H94V78H93ZM108 79H109V78H108ZM132 79H133V77H132ZM144 79H145V77H144ZM166 79H168V78H166ZM211 79H212V78H211ZM219 79H220V78H219ZM7 80H8V79H6V82H7ZM11 80H12V79H11ZM28 80H29V78H28ZM33 80H34V79H33ZM49 80H50V79H49ZM55 80H56V79H55ZM64 80H65V79H64ZM69 80H70V79H69ZM72 80H73V79H72ZM75 80H77V79H75ZM86 80H87V79H86ZM106 80H107V79H106ZM124 80H125V79H124ZM137 80H140V81H141V79H137ZM147 80L149 81V78H148ZM163 80H165V79L163 78ZM4 81H5V80H4ZM43 81H44V79H43ZM51 81H53V80H50V83H51ZM56 81H57V80H56ZM66 81H67V80H66ZM77 81H78V80H77ZM87 81H88V80H87ZM98 81H99V80H98ZM122 81H123V80H122ZM125 81H127V79H126ZM219 81H220V80H219ZM6 82H4V83H6ZM10 82H12V81H10ZM28 82H30V81H28ZM45 82H46V81H45ZM47 82H49V81H47ZM67 82H68V81H67ZM85 82H86V81H85ZM91 82H92L91 84H93L92 79H91ZM96 82H97V81H95L94 83L97 85V88H98V85H100L101 83H100V84H97ZM101 82H102V79H101ZM110 82H111V80H110ZM112 82H113V80H112ZM114 82H115V81H114ZM129 82H130V80H129ZM145 82H146V81H145ZM149 82H150V81H149ZM166 82H167V81H166ZM168 82H170V81H168ZM175 82H176V81H175ZM2 83H3V82H2ZM83 83H84V82H81V84H83ZM87 83H88V82H87ZM98 83H99V82H98ZM116 83H119V82H116ZM136 83H137V82H136ZM141 83H142V81H141ZM151 83H152V81H151ZM181 83L183 84L182 81H181ZM10 84H11V83H10ZM29 84H33V83L31 82V83H29ZM45 84H46V83H45ZM91 84H90V85H91ZM95 84H93V85H94V88L96 87ZM102 84H104V83L102 82ZM120 84H122V83H119V85H120ZM126 84H127V82H126ZM137 84H138V83H137ZM139 84H140V82H139ZM7 85H9V84L7 83ZM33 85H34V84H33ZM41 85H42V83H41ZM56 85H58V84H56ZM87 85H88V84H87ZM90 85L88 86L89 88H90ZM93 85H92V88H93ZM105 85H107V84H105ZM111 85H112V84H111ZM113 85H114V84H113ZM119 85H117V86H119ZM129 85H130V84H129ZM131 85H132V83H131ZM0 86H1V85H0ZM10 86H11V85H10ZM12 86H13V85H12ZM53 86H55V85H53ZM60 86H61V85H60ZM60 86H59V88H61ZM74 86H75V84H74ZM79 86H81V85L79 84ZM127 86H128V84H127ZM138 86H139V85H138ZM187 86H188V85H187ZM34 87H35V85H34ZM39 87H40V86H39ZM46 87H47V86H46ZM49 87H51V86H49ZM62 87H63V85H62ZM67 87H69V84H68V86H65V89H66ZM70 87H71V86H70ZM70 87H69V88H70ZM75 87H76V86H75ZM83 87H84V86H83ZM88 87H87V89H88ZM99 87H101V91H103V89H104L103 87H105V86L102 85V86H99ZM107 87H109V85H108ZM121 87H122V86H121ZM123 87H125V86H123ZM129 87H130V86H129ZM6 88H7V87H6ZM42 88H43V87H42ZM44 88H45V87H44ZM44 88H43V89H44ZM47 88H48V87H47ZM59 88H57V89H59ZM63 88H64V87H63ZM114 88H115V87H114ZM118 88H119V87H118ZM200 88H201V87H200ZM3 89H4V88H3ZM9 89H10V87H9ZM20 89H21V88H20ZM50 89H51V88H50ZM61 89H62V88H61ZM70 89H72V88H70ZM74 89H76V88H74ZM81 89H82V87H80L79 91H80ZM110 89H111V88H110ZM128 89H129V88H128ZM134 89L136 90V89H138V87H136V88H134ZM134 89H133V90H134ZM15 90H16V89H15ZM35 90H37V92H38V89H36V87H35ZM48 90H49V89H48ZM52 90H53V89H51V92H52ZM68 90H69V89H68ZM85 90H86V89H85ZM85 90H84V91H85ZM92 90H93V89H92ZM98 90H99V89H98ZM98 90H97V91H98ZM115 90H117V91H120V90H121V91L123 92L122 94L126 93L125 96H127V95L129 94V91H126V90H127L126 87H125V90H124V88H122V89H120V90L115 88ZM123 90H124V91H123ZM45 91H46V90H45ZM53 91H54V90H53ZM59 91H60V90H58V92H59ZM64 91H65V90H64ZM71 91H72V90H71ZM97 91H96V92H97ZM109 91H110V90H109ZM109 91H106V89H105V92H106V93H108ZM112 91H113V89H112ZM125 91H126V92H125ZM136 91H137V90H136ZM54 92H55V91H54ZM58 92H56L55 94H57ZM68 92H70V91H68ZM98 92H99V91H98ZM48 93H49V92H48ZM61 93H62V92H61ZM73 93H74V92H73ZM76 93H77V91H76ZM78 93H79V92H78ZM85 93H86V92H85ZM106 93H105V95H106ZM114 93H115V92H114ZM19 94H20V93H19ZM42 94H43V93H42ZM45 94H46V92H45ZM49 94H52V93H49ZM59 94H60V93H59ZM80 94H81V91H80ZM87 94H88V93H87ZM95 94H96V93H95ZM97 94H98V93H97ZM103 94H104V92H103ZM116 94H117V93H116ZM118 94H119V93H118ZM133 94H135V92H134ZM133 94H130L131 97L133 96ZM60 95H61V94H60ZM63 95H64V94H63ZM108 95H109V94H108ZM119 95H121V92H120ZM119 95H118V96H119ZM130 95H128L127 97H129ZM176 95H177V94H176ZM44 96H45V95H44ZM61 96H62V95H61ZM84 96H85V94H84ZM89 96H91V95H89ZM96 96H97V95H96ZM96 96H95V97H96ZM102 96H103V95H102ZM106 96H107V95H106ZM118 96H115V94H114V98L117 97V98H115V99H118V98H119V100H120L121 98H120V96H119V97H118ZM121 96H122V97H125L124 95H121ZM165 96H166V95H165ZM177 96H178V95H177ZM47 97H49V96H47ZM52 97H53V96H52ZM65 97H66V96H65ZM65 97H64V98H65ZM82 97H83V96H82ZM107 97H108V96H107ZM127 97H126V98H127ZM133 97H135V96H133ZM137 97H138V96H137ZM173 97H174V96H173ZM201 97H202V96H201ZM62 98H63V97H62ZM71 98H73V97L71 96ZM75 98H76V97H75ZM78 98H79V97H78ZM87 98H88V97H85V100H88V99H89V98H88V99H87ZM99 98H100V97H99ZM101 98H103V97H101ZM105 98H106V97H105ZM110 98L114 100V98H112L111 96H110ZM217 98H218V95H217ZM220 98H221V97H220ZM19 99H20V98H19ZM22 99H23V98H22ZM60 99H61V98H60ZM65 99H66V98H65ZM73 99H74V98H73ZM79 99H80V98H79ZM83 99H84V98H83ZM90 99H91V98H90ZM111 99H110V102L112 103ZM130 99H131V98H130ZM130 99H128V102H129ZM133 99H135V98H133ZM133 99H132V100H133ZM138 99L141 100L140 97H139ZM169 99H170V97L168 98V100H169ZM171 99H172V98H171ZM53 100H55V99L52 98V101H53ZM66 100H67V99H66ZM77 100H78V99H77ZM80 100H81V99H80ZM92 100H93V98H92ZM100 100H101V99H100ZM103 100H105V99H102V101H103ZM106 100H107V99H106ZM121 100L123 101L124 99H121ZM159 100H160V99H159ZM222 100H224V99H221V101H222ZM241 100H242V99H241ZM241 100H240V102H239V101L237 102V103H238L237 106L240 105L238 108H242L241 105H244V106L246 105L245 107H249L251 104H253V103H252L253 100H251V102H250V101H248V100L246 99V100L248 101V102H247L248 105L250 104L249 106L247 105V103H245L244 101L242 102ZM50 101H51V100H50ZM57 101H58V99H57ZM62 101H63V99H62ZM67 101H68V100H67ZM67 101H66V102H67ZM69 101H70V100H69ZM69 101H68V102H69ZM74 101H75V99H74ZM88 101H90V100H88ZM94 101H95V100H94ZM116 101H118V100H116ZM116 101H115V102H116ZM125 101H127V99H125ZM135 101H136V99H135ZM142 101H143V100H141L140 103H139V101H137V102H138L139 104H141ZM165 101H166V98H165ZM177 101H178V100H177ZM221 101H220V102H221ZM12 102H13V101H12ZM20 102H21V101H20ZM55 102H56V101H55ZM60 102H61V101H60ZM63 102H64V101H63ZM63 102H62V103H63ZM66 102H64V103L66 104ZM79 102H80V101H79ZM96 102H99V101H96ZM103 102H106V101H103ZM108 102H109V99H108ZM118 102H119V101H118ZM132 102H133V103H132ZM132 102L130 101V103L134 104V100H133ZM162 102H163V101H162ZM201 102H202V101H201ZM253 102H254V101H253ZM53 103H54V102H53ZM77 103H78V102H77ZM81 103H83V102H81ZM94 103H95V102H94ZM113 103H114V102H113ZM126 103H127V102H126ZM130 103L125 104V102H124V103H123V102H122V103L120 102V104H122V105H121V108H122V106H123V108H124V106H127V107L130 106V107H129L130 109L128 108V110H130V112H131V110H132L133 108H135V109L139 108V107H137V106L132 107L133 105L130 104ZM138 103H137V105H139ZM148 103L151 104V102H148ZM163 103H166V102H163ZM168 103H169V101H168ZM208 103H209V102H208ZM224 103H225V100H224ZM239 103H240V104H239ZM15 104H16V103H15ZM55 104H56V103H55ZM57 104L59 105V104H61V103L58 102ZM57 104H56V105H57ZM69 104H72V102L69 103ZM69 104H67V105H69ZM78 104H79V103H78ZM78 104H77V105H78ZM87 104H88V103H87ZM107 104H108V103H107ZM123 104H124V105H123ZM226 104H227V101H226ZM232 104H233V103H232ZM254 104H255V103H254ZM254 104H253V105H254ZM256 104H257V103H256ZM256 104H255V105H256ZM19 105H20V103H19ZM19 105H18V107H19ZM28 105H29V104H28ZM47 105H48V104H47ZM47 105H46V106H47ZM56 105H55L53 108H55ZM74 105H76V104H74ZM74 105H73V106H74ZM89 105H90V104H89ZM94 105H95V104H93V105L91 104L90 106L93 107ZM97 105H98V103H97ZM99 105H101V104H99ZM102 105L104 106V104H102ZM105 105H106V104H105ZM108 105H109V104H108ZM128 105H129V106H128ZM131 105H132V106H131ZM135 105H136V104H135ZM151 105H152V104H151ZM164 105H165V104H164ZM166 105H167V103H166ZM166 105H165V106H166ZM230 105H231V104H230ZM253 105H251V107H252ZM13 106H14V105H13ZM16 106H17V105H16ZM24 106H25V105H24ZM48 106L51 107V105H48ZM71 106H72V105H71ZM78 106H79V105H78ZM112 106H114V105H113V104H112L111 106L109 105L110 108H112ZM139 106H140V105H139ZM168 106H169V105H168ZM194 106H195V104H194ZM231 106H232V105H231ZM237 106H236V107H237ZM244 106H243V107H244ZM256 106H257V105H256ZM256 106H255V107H256ZM57 107H58V106H57ZM57 107H56V108H57ZM65 107H66V106H65ZM74 107H75V106H74ZM74 107H72L71 109H74L75 111H77ZM80 107H81V106H80ZM97 107H99V106H97ZM97 107H96V110H97ZM100 107H101V106H100ZM106 107H108V106L106 105ZM114 107H115V106H114ZM119 107H120V105H119ZM127 107H126V109H125V108H124V109H125V111L127 112V114H130V112L127 111ZM131 107H132V109H131ZM173 107H174V106H173ZM198 107H199V106H198ZM209 107H210V106H209ZM251 107H250V108H251ZM257 107H258V106H257ZM20 108H21V106H20ZM61 108H62V107H60V109H61ZM78 108H79V107H78ZM83 108H84V107H83ZM86 108H87V106H86ZM94 108H95V107H94ZM104 108H105V107H104ZM110 108H107V109L110 110V111L107 110V111H108V114H109V113L111 114V112H112ZM116 108H117V105H116ZM121 108H120V109L118 108L117 110L119 111V110H121ZM123 108H122V110H123ZM156 108H158V107H156ZM166 108H167V107H165V110H166ZM192 108H193V107H192ZM210 108H212V107H210ZM234 108H235V107H234ZM253 108H254V107H253ZM253 108H252V109H253ZM48 109H49V108H48ZM48 109H47V110H48ZM57 109H58V108H57ZM63 109H64V108H63ZM80 109H82V107H81ZM88 109H89V108H88ZM91 109H92V108H91ZM100 109H101V108H100ZM100 109L98 108V110H100ZM141 109L143 110V108H141ZM158 109H159V108H158ZM160 109H161V111H163L162 109H164V106H163V108H160ZM160 109H159V111H158V116H159V115H160V116H164L167 112L165 113V112L163 111V112H164V115H162L163 113L160 111ZM169 109H170V106H169ZM198 109H200V107H199ZM222 109H223V108H222ZM244 109H245V108H244ZM14 110H15V109H14ZM68 110H69V108H68ZM74 110H73V111H74ZM85 110H87V109H85ZM85 110H83V111H85ZM98 110H97V111H98ZM101 110H102V109H101ZM112 110H113V108H112ZM133 110H134V109H133ZM133 110H132V111H133ZM139 110H140V108H139ZM139 110H138V111H139ZM142 110H141V111H142ZM155 110H157V109H155ZM155 110H154V112H156ZM193 110L195 111V108H194ZM196 110H197V109H196ZM233 110H234V109H233ZM238 110H239V109H238ZM253 110H255V109H253ZM256 110H257V109H256ZM258 110H259V108H258ZM49 111H50V110H49ZM54 111H55V110H54ZM70 111H72V110H70ZM70 111H68V112L70 113ZM73 111H72V112H73ZM75 111L73 112L74 114H75ZM118 111H117V112H118ZM170 111H172V110L170 109ZM199 111H201V110H199ZM212 111H213V109H212ZM236 111H237V108H236ZM243 111H244V110L242 109V112H243ZM14 112H15V111H14ZM21 112H22V111H21ZM62 112H63V111H62ZM72 112H71V113H72ZM92 112H93V110H92ZM95 112H96V111H95ZM113 112H114L113 115H115V118H116V115H118L119 118H120L121 115H122V116L127 115L126 112H124V110H123L122 112H124L125 114H121L122 112H118V113L121 114V115H119V114H117V113L115 114V111H113ZM159 112L162 113V114H159ZM168 112H169V110H168ZM181 112H182V114H183V113H186V112H184V111H181ZM204 112H205V111H204ZM30 113H31V112H30ZM69 113H67V114L70 115L71 113H70V114H69ZM80 113H81V111H80ZM84 113L86 114V111H85ZM87 113H89V111H87ZM96 113H97V112H96ZM135 113H136V112H134V114H135ZM139 113H140V111H139ZM176 113H177V112H176ZM176 113H173V114H176ZM227 113H228V112H227ZM5 114H6V113H5ZM23 114H24V113H23ZM63 114H64V113H63ZM67 114H66V116L64 115L66 118L68 117ZM76 114L79 115V112L76 113ZM76 114H75V115H76ZM90 114L92 115V114H95V113H94V112L91 113V110H90L89 115H90ZM131 114H132V115L135 117V119H136V115H137V114H135V115H134L133 113H131ZM141 114H142V113H141ZM141 114H139L138 118L141 116ZM178 114L180 115V113H178ZM182 114H181V115H182ZM190 114H193V116L191 115V117H192V121H193V123H194L195 121L193 120V117H194V115L197 116V114H196V113H193V111H192V112L190 111L189 115H190ZM244 114H245V113H244ZM252 114H254V113H252ZM258 114H259V113H258ZM17 115H18L19 117H21V116L19 115V113H17ZM78 115H77V116H78ZM89 115H88V116H89ZM95 115H96V114H95ZM113 115L111 114L110 116L112 117ZM142 115H143V114H142ZM154 115H156V114L154 113ZM154 115H152V116H154ZM168 115H169V113H168ZM168 115L166 114L167 117H168ZM176 115H177V114H176ZM200 115H203V113H200ZM206 115H207V114H206ZM218 115H219V114H218ZM236 115H237V114H236ZM254 115H255V114H254ZM24 116L26 117L27 115H24ZM24 116H23V118H24ZM38 116H39V115H38ZM51 116H52V115H51ZM51 116H50V117H51ZM72 116H73V115L70 116L71 119H72ZM92 116H93V115H92ZM96 116H97V115H96ZM143 116L145 117L146 115H143ZM156 116H157V115H156ZM156 116H155V117H156ZM171 116L173 117V115H172L171 112H170V117H171ZM174 116H175V115H174ZM183 116H184V115H183ZM183 116L179 118L178 115H177L176 118H177V120H178V118H179V120L181 119L182 121H181V120H180V121L182 122V124H184V125L187 126V124H185V122H184V121L187 122V120H185V118H184V120H183ZM241 116H242V115H241ZM244 116H245V115H244ZM250 116H251V115H250ZM11 117H12V116H11ZM74 117H75V116H74ZM111 117H110V118H111ZM125 117L127 118V116H125ZM129 117L131 118V120H132V122H133V121H134V120H133L134 118L131 117V115H129ZM164 117H165V116H164ZM167 117H165V118H163V117H158V118L160 119V120H158V121L156 120L157 117H156V118L153 117V119H155L156 121H153V120H152V121L155 122L156 124H157V123L161 124L160 121H163L162 119H164V121H165V119H166ZM172 117H171V118H172ZM185 117H186V116H185ZM187 117H188V116H187ZM242 117H243V116H242ZM246 117H247V116H246ZM246 117H244V118H246ZM15 118H16V117H15ZM76 118L79 119L80 116H78V117H76ZM88 118H89V117H88ZM93 118H94V116L92 117V119H93ZM95 118H98V116L95 117ZM95 118H94V119H95ZM132 118H133V119H132ZM138 118H137L136 121H138L139 124H136L137 122H136L135 124L140 126V125H141L140 122H141V120H143V117H142V118L140 117L141 119L139 118V120H138ZM158 118H157V119H158ZM161 118H162V119H161ZM174 118H175V117H174ZM176 118H175V120L172 119V120H174V121H172V120L170 119V120H171L170 122H173V123H172L173 125L170 124V125L173 126V127H170V128H175V127H174V123L177 122ZM223 118H225V117H223ZM234 118H235V117H234ZM50 119H51V118H50ZM71 119L69 118V120H71ZM74 119H75V118H74ZM77 119H76V120H77ZM121 119H123V117H121ZM127 119H128V118H127ZM217 119H218V117H217ZM220 119H221V117H220ZM220 119H219V120H220ZM237 119L239 120V118H237ZM242 119H243V118H242ZM250 119H251V118H250ZM11 120H12V119H11ZM20 120H21V119H20ZM27 120H28V119H27ZM30 120H31V119H30ZM98 120H99V118L97 119V121H98ZM123 120H125V118H124ZM123 120H122V121H123ZM131 120H130V121H131ZM144 120L146 121V118H145ZM234 120H235V119H234ZM252 120H253V118H252ZM256 120H257V119H256ZM16 121H17V120H16ZM16 121H15V122H16ZM59 121H60V120H59ZM139 121H140V122H139ZM166 121H167V120H166ZM166 121H165V122H166ZM168 121H169V118H168ZM224 121H226V119H225ZM235 121H236V120H235ZM248 121H249V120H248ZM260 121H261V120H260ZM12 122H13V121H12ZM21 122H22V121H21ZM28 122H30V121L28 120ZM60 122H61V121H60ZM84 122H85V121H84ZM90 122H91V121H90ZM134 122H135V121H134ZM142 122L144 123V121H142ZM147 122H148V121H147ZM170 122H168V127H167V125H166L167 123L165 124L166 127H167V129H170V128H169V126H170L169 123H170ZM181 122H179V123H181ZM220 122H222V121H220ZM226 122H227V121H226ZM237 122H238V121H237ZM256 122H257V121H256ZM34 123H35V122H34ZM93 123H94V122H93ZM99 123H100V122H99ZM124 123H127V121L124 122ZM149 123H151V121H150ZM162 123H164V122H162ZM234 123H235V122H234ZM238 123H239V122H238ZM238 123H237V124H238ZM253 123H254V121H253ZM18 124H19V123H17V125H18ZM23 124H24V123H23ZM25 124H26V123H25ZM27 124H28V123H27ZM127 124L129 125V124H132V123H129V122H128ZM145 124L148 125V123H145ZM182 124H181V125H182ZM202 124H203V123H202ZM239 124H240V123H239ZM250 124H251V123H250ZM254 124H255V123H254ZM258 124H259V123H258ZM37 125H38V124H37ZM43 125H45V124H43ZM92 125H93V124H92ZM147 125H146V126H147ZM157 125H158V124H157ZM163 125H164V124H162V127H163ZM175 125H177V124H175ZM189 125H190V123H189ZM192 125H193V124H192ZM194 125H195V124H194ZM210 125H211V124H210ZM261 125H262V124H261ZM263 125H264V124H263ZM29 126H30V124H29ZM39 126H40V122H39ZM59 126H60V125H59ZM63 126H64V127H67V126H65V125H63ZM132 126H133V124H132ZM177 126H178V125H177ZM177 126H176V128H177L176 132H177L178 130H180ZM186 126H184V128H185ZM234 126H236V125H234ZM13 127H14V126H13ZM13 127H12V128H13ZM23 127H24V126H23ZM42 127H43V126H42ZM129 127H130V126H129ZM133 127H134V126H133ZM133 127H130V128H131V129H130L131 132L134 131V130H132ZM135 127H136V126H135ZM142 127H143V126H142ZM151 127H152V125L150 124V126L147 127V128H148V129H149V128L151 129ZM160 127H161V126H160ZM162 127H161V129H162ZM164 127H165V126H164ZM166 127H165V129H164V128H163V129L166 130ZM236 127H237V126H236ZM239 127H240V125H239ZM256 127H257V126H256ZM30 128H31V127H30ZM47 128H48V127H47ZM138 128H139V127H138ZM144 128H145V127H144ZM144 128H143V129H144ZM153 128H154V127H153ZM240 128H241V127H240ZM20 129H21V128H20ZM38 129H39V128H38ZM40 129H41V128H40ZM42 129H43V128H42ZM44 129H46V127H45ZM61 129H62V128H61ZM67 129H70V127H68ZM89 129H90V128H89ZM141 129H142V128H141ZM156 129H158V128H156ZM163 129H162V130H163ZM182 129H183V127H182ZM185 129H186V128H185ZM185 129H184V130H185ZM195 129H196V125H195ZM213 129H214V128H213ZM216 129H217V128H216ZM232 129H233V128H232ZM17 130H18V129H17ZM26 130H27V129H26ZM32 130H33V129H32ZM34 130H35V129H34ZM46 130H47V129H46ZM94 130H95V129H94ZM146 130H147V129H146ZM146 130H145V131H146ZM152 130H153V129H151L150 131L147 130V131H149V132H148L149 135H150L151 133L155 132V129H154L153 131H152ZM184 130H182L183 133H185L186 131H188V129H187L185 132H184ZM204 130H206V129H204ZM29 131H30V129L28 130V132H29ZM68 131H69V130H68ZM72 131H73V130H72ZM103 131H104V130H103ZM125 131L127 132L126 129L124 130V132H125ZM143 131H144V130H143ZM143 131H141V132H143ZM156 131L158 132V130H156ZM169 131H171V130H168V133H169ZM174 131H175V130L173 129L172 132L174 133ZM208 131H209V130H208ZM227 131H228V130H227ZM233 131H234V130H233ZM236 131L238 132L237 128H236ZM240 131H241V130H240ZM25 132L27 133V131H25ZM62 132H63V131H62ZM66 132H67V131H66ZM105 132H106V131H105ZM157 132H156V133H157ZM159 132H161L160 129H159ZM159 132H158V135L156 134L157 136H160V139L157 140V144H158V141H160V140H164V138H163V137H164L163 133L166 134L167 131H164L163 133L161 132L162 134L159 133ZM190 132H191V131H190ZM190 132H189V133H190ZM201 132H202V131H201V129H200V133H201ZM211 132H212V130H211ZM241 132H242V131H241ZM36 133H37V132H36ZM69 133H70V131L68 132V135H69ZM89 133H90V131H89ZM133 133H134V132H133ZM168 133H167V134H168ZM189 133H187V134L185 133L186 137H187V136L192 137V134H189ZM191 133H193V132H191ZM207 133H208V132H207ZM209 133H210V131H209ZM230 133H232V132H229V134H230ZM34 134H35V133H34ZM39 134H40V133H39ZM66 134H67V133H66ZM91 134H92V132L90 133V136H91ZM100 134H101V133H100ZM110 134H111V133H110V131H109V134H108V132H107V133L104 134V135H106V136H111ZM127 134H128V133H127ZM127 134H126V135H127ZM159 134H160V135H159ZM174 134L176 135V133H174ZM174 134H173V136H172L171 134L166 135V136H167V138H166L167 140H166V139L164 140V142H166V141H168V140H173V142H172V143H173V144H172V147H173V145H176L175 143H177V142H176L175 140H178L177 137H179V135H178L179 133H178V132H177V137H176V136L174 137ZM210 134H211V133H210ZM217 134H218V133H217ZM217 134H215V136H216ZM237 134H238V133H237ZM241 134H242V133H240V135H241ZM26 135H27V134H26ZM112 135H113V134H112ZM135 135H137V133H136ZM140 135H141V133H140ZM140 135H139V136H140ZM145 135H147V133H146ZM149 135H148V136H149ZM156 135H155V136H156ZM162 135H163V137H162L163 139L161 138ZM169 135H171V136L168 138ZM181 135H182V134H181ZM204 135H205V134H204ZM230 135H231V134H230ZM240 135H239V136H240ZM35 136H36V135H35ZM37 136H38V135H37ZM39 136H41V134H40ZM42 136H43V134H42ZM66 136H67V135H66ZM93 136H94V135H92L91 137H92L93 139H95V138H94L95 136H94V137H93ZM106 136H105V137H106ZM113 136H114V135H113ZM150 136H151V135H150ZM193 136H194V135H193ZM209 136H210V135H209ZM220 136H221V135H220ZM263 136H264V134H263ZM19 137H20V136H19ZM24 137H26V136H24ZM24 137H23V138H24ZM111 137H112V136H111ZM114 137H115V136H114ZM114 137H112V138H114ZM117 137H118V136H117ZM117 137H115V138H116V142H117V140H120V139H121L122 142H124V141L130 139L129 136H128V137L126 136V137L129 138V139L124 138L125 136H124V137H120V139L117 138ZM140 137H141V136H140ZM145 137H146V136H145ZM171 137H172V138H171ZM173 137H174V138H177V139L174 140ZM199 137H200V136H199ZM201 137H203V136L201 135ZM211 137H212V136H211ZM211 137H210V138H211ZM231 137H232V135H231ZM241 137H242V136H241ZM43 138H45V137H43ZM50 138H51V137H50ZM108 138H109V137H108ZM108 138H107V139H108ZM142 138H143V136H142ZM142 138H141V139H142ZM151 138H152V137H151ZM151 138H150V139H151ZM153 138H155V137H153ZM156 138H157V137H156ZM179 138H180V137H179ZM218 138H219V137H218ZM58 139H60V138H58ZM63 139H65V138H63ZM66 139H67V137H66ZM97 139H98V138H97ZM110 139H111V138H110ZM132 139H133V138H132ZM134 139H135V138H134ZM145 139H146V138H145ZM145 139H144V141H145ZM150 139H148V140L150 141ZM180 139L182 140V138H180ZM199 139H200V138H199ZM203 139L206 140V142L209 141V140H207V139H205V138H203ZM203 139H202V141H203ZM221 139H222V138H221ZM25 140H27V139L25 138ZM37 140H40V139H37ZM41 140H42V137H41ZM44 140H45V139H44ZM111 140H112V139H111ZM111 140H110V141H111ZM155 140H156V139H154V141H155ZM28 141H29V140H28ZM35 141H36V140H35ZM94 141H95V140H94ZM107 141H108V140H107ZM174 141H175V142H174ZM179 141H180V140H179ZM202 141H201V142H202ZM22 142H23V141H22ZM22 142H21V143H22ZM112 142H113V141H112ZM116 142H115V140H114V143H116ZM119 142H120V141H119ZM119 142H117V145L119 144ZM151 142L153 143L152 139H151ZM151 142H150V143H151ZM180 142H181V141H180ZM180 142H178V145L180 144ZM184 142H185V141H184ZM199 142H200V141H199ZM206 142H205V143H206ZM219 142H220V141H219ZM25 143H26V142H25ZM56 143H58L57 145H59V143H61V141H58V142H56ZM68 143H69V141H68ZM93 143L95 144V143H97V142L95 141V142H93ZM93 143H92V144H93ZM99 143H100V142H99ZM101 143H102V142H101ZM125 143H126V142H125ZM125 143H121V142H120V144H123V145H121V146L124 147V149H126V148H125L126 145L129 146V142H127L126 145H124ZM133 143H134V144H132L133 146L136 145V141H135V142L133 141ZM137 143H139V142L137 141ZM155 143H156V141H155ZM169 143H170V141H169ZM169 143H168V144H169ZM181 143H182V142H181ZM185 143H186V142H185ZM222 143H223V141H222ZM153 144H154V143H153ZM157 144H156L155 146L152 145V146L155 147V150H154L155 152H153V153H156V156H158V158H159L158 161H159V163H160V159L163 157V158H162V162H163V161H165V160H163L165 157H164V153H163V156H162V154H160L162 157H159L160 155H157V151H158V150H161L163 144H161V141H160V143H159V145L161 146L160 149H159V147H158ZM166 144H167V143H166ZM200 144H203V143H200ZM206 144H207V143H206ZM213 144H214V141H213ZM234 144H235V143H234ZM102 145H103V144H102ZM109 145L112 147L111 144H109ZM113 145H114V147L116 146L115 144H113ZM132 145H130L127 149H129V148L133 149V151L136 152V157H137V159H139V158H138L139 155L137 156V152L139 153L140 151H139V150L137 151V149H135ZM138 145L140 146V144H138ZM138 145H137V146H138ZM146 145H147V143L145 144V146H146ZM169 145H170V144H169ZM178 145L174 146V147H175V148H174L175 150H176V147H177ZM180 145L182 146V144H180ZM185 145H186V144H185ZM194 145H197V144H194ZM210 145H211V143H210ZM215 145H216V144H215ZM223 145H224V144H223ZM231 145H232V143H231ZM28 146H29V145H28ZM36 146H37V144H36ZM86 146H87V144H86ZM96 146L99 147L98 144H97V145L95 144V147L92 145L91 148H92V147L96 148V149H94L95 152L98 150V151L100 152V153L98 152L100 155L96 154L97 152H96V153L92 152V153L96 154V156H94V154H92V153H91V154H92V156H93L94 158L96 157L97 161H101V160H99L98 158H99V156L101 157V154H102L101 151H102V149L100 150V147H101V146H100L98 149H97ZM121 146L118 145V148L120 149V150L118 149V150H119V153H118V154H116L117 152H114L116 156L120 155V152H121V153L124 152V151H123L124 149L121 150V148H122ZM165 146H166V145L164 144V147H165ZM167 146H168V145H167ZM167 146H166V148H167ZM170 146H171V145H170ZM199 146H200V145H199ZM204 146L206 147V145L203 144L202 147L205 148ZM207 146H208V145H207ZM88 147L90 148L89 145H88ZM105 147H106V146H105ZM120 147H121V148H120ZM126 147H127V146H126ZM135 147H136V146H135ZM156 147H158V149H156ZM172 147H170V148H172ZM197 147H198V146H197ZM208 147H209V148H208L209 150L212 149L210 146H208ZM239 147H240V146H239ZM7 148H10V147H4V145L2 144V141H1V139H0V181H2V180H3V181H4V180H6V181H10V180H11V183H10V184L7 183V184H9V185H8V186H9L8 188H12L11 185H13V186L16 185V181L18 180L17 178H18L19 175H21V173H23L22 171H24V172H27V171H28L29 173H30L31 171L28 169V165H27V163H26V162H27V161H26V158L23 157L22 154L19 155L18 153L13 152V149H15V150H16V149H17V150H20L19 148H17V147H12V146H11V151H9L10 153H8ZM89 148H87V149H89ZM91 148H90V149H91ZM136 148H138V147H136ZM149 148H150V145H149ZM151 148H153V147H151ZM151 148H150V149H151ZM166 148H165L164 150H165V152L167 153ZM177 148H179V147H177ZM203 148H202V150H203ZM206 148H207V147H206ZM206 148H205V151H208V153L206 152L207 154H205V155H208V154L210 155V154L212 153V151H210V152H211V153H210L209 150H206ZM213 148H214V147H213ZM232 148L235 149L234 146H233ZM243 148H244V147H243ZM5 149H6V151H5L4 153H2ZM30 149H31V148H30ZM67 149H68V148H67ZM106 149H107V148H106ZM113 149H114V148H113ZM127 149L125 150L126 156H128L127 154H129V152L127 151ZM138 149H139V148H138ZM146 149H147V148H145V151H146ZM153 149H154V148H153ZM162 149H163V148H162ZM174 149H173V151H174L173 154H171L172 157L175 156L174 154L177 155V153L175 152ZM237 149H239V148H237ZM244 149H245V148H244ZM8 150H9V149H8ZM33 150H34V149H33ZM60 150H61V148H60L58 151H60ZM75 150L77 151V148H75ZM135 150H136V151H135ZM156 150H157V151H156ZM167 150L169 151V147H168ZM183 150H184V148H183ZM246 150H247V149H246ZM91 151H93V148H92V150H89V152H91ZM105 151H106V150H105ZM108 151H109V150H108ZM116 151H117V150H116ZM126 151H127V152H126ZM129 151H130V150H129ZM133 151H132V152H133ZM151 151H152V150H151ZM161 151H162V150H161ZM171 151H172V149H171L169 152L171 153ZM176 151L178 152L179 149L176 150ZM189 151H190V150H189ZM200 151H201V149H200ZM205 151L203 150V152H205ZM213 151H214V150H213ZM236 151H238V150H236ZM37 152H38V151H37ZM67 152H68V151H67ZM80 152H81V151H80ZM82 152H83V151H82ZM109 152H110V151H109ZM132 152H131V153H132ZM134 152H133V153H134ZM159 152H160V151H159ZM169 152H168V154H169ZM186 152H187V151H186ZM234 152H235V151H234ZM238 152H240V151H238ZM21 153H22V152H21ZM29 153L31 154L32 152L30 151ZM105 153H106V152H105ZM133 153L130 154V155L133 156ZM153 153H152V154H153ZM190 153H192V151L188 152V153L186 154V156H187L188 154H190ZM195 153H196V151H195ZM195 153L193 152V154H195ZM240 153H241V152H240ZM240 153H239V154H240ZM246 153H247V152H246ZM246 153H245V154H246ZM2 154H3V155H5V154L7 155V157H8V158H7V159H8V160H7V161H8V164H6V163L4 164V160L6 161V159L3 158V155H2ZM34 154H35V153H34ZM36 154H37V153H36ZM70 154H71V153H70ZM86 154H88V153L85 152V155H86ZM112 154H113V153H112ZM141 154H142V153L140 152V155H141ZM217 154H218V153H217ZM239 154H238V155H239ZM6 155H5V156H6ZM80 155H83V154L80 153ZM80 155H79V156H80ZM88 155H89V154H88ZM97 155H98V158H97ZM113 155H114V154H113ZM142 155H144V154H142ZM150 155H151V154H150ZM178 155H179V154H178ZM178 155H177V156H178ZM183 155H184V153H183ZM202 155H204V154H202ZM205 155H204V156H205ZM238 155H237V156H238ZM240 155L243 156L242 153H241ZM247 155H248V154H247ZM32 156H33V155H32ZM32 156H31V157H32ZM36 156H37V155H36ZM38 156H39V154H38ZM107 156H108V155H107ZM120 156H122V154H121ZM120 156H119V157H120ZM126 156H123V157H125V158H123V159H127L128 157L126 158ZM144 156H145V155H144ZM154 156H155V155H154ZM165 156L171 157L170 155H165ZM181 156H182V155H181ZM186 156L184 155L183 159H181V160H180V155L178 156V158H179L178 162L180 161V162L183 164V166H182V164L179 163V164H181V165L178 166V167L181 168V170H182L181 172L183 173L182 175H184V176H187V175L189 174L188 169L185 168V167H187L188 165L191 166V160L189 161V160L187 159L188 157L186 158ZM194 156H195V157H194ZM210 156L212 157L213 154H211ZM210 156H209V159H207V161L210 160V161L208 162V163H210V164H211L212 162H215L216 159H218V157H217L216 159L213 157V159H214L215 161H211ZM214 156H215V155H214ZM244 156L246 157V155H244ZM34 157H35V156H34ZM46 157H47V156H46ZM63 157H64V156H63ZM63 157H62V159H63ZM74 157H76V156H73L72 159L75 160ZM81 157H82V156H81ZM84 157H85V156H84ZM103 157H104V156H103ZM103 157H101V159H103ZM112 157H113V159H111V160H113L112 162L115 163V161H116V162L118 161V163H120V161H121L120 158H118V159L116 160V158H114L115 156H112ZM172 157H171V159L169 158V161H170V160L173 161V160H172ZM64 158H66V157H64ZM76 158L78 159L77 161H79V162L82 161V160H79V157H76ZM104 158H105V157H104ZM130 158H131V157L129 156V159H130ZM145 158H146V157H145ZM147 158H148V157H147ZM175 158H176V160H177V157H175ZM190 158L193 160L194 158H196V155H193V157L190 156ZM200 158H201V157H200ZM247 158H249V157H247ZM247 158H246V159H247ZM45 159H46V158H45ZM62 159H61V161H62ZM67 159H69V158H67ZM67 159L63 160V162H64V161L66 162ZM72 159H71V160H72ZM89 159H91L90 155L88 156V161H89ZM114 159H115V160H114ZM119 159H120V161H119ZM137 159H134V158H133V160L131 159V160H132V163H134V162H135L134 160H136V162H135V164H136L137 161H138ZM203 159H204V158H201L200 160H202V161L204 162ZM249 159H250V158H249ZM33 160H34V158H33ZM35 160H36V159H35ZM57 160L60 161V159H57ZM91 160H92V159H91ZM91 160H90V161H91ZM103 160H104V159H103ZM127 160H128V159H127ZM141 160H142V161L144 160V158L142 159V156H141ZM150 160H152V159L150 158ZM154 160H155V159H154ZM176 160H174V163H175ZM187 160H188V161H187ZM195 160H196V159H194V161H195ZM200 160H198V161H200ZM37 161H38V160H37ZM46 161H48V160H46ZM58 161H57V162H58ZM88 161H87V162H88ZM97 161H96V162H97ZM109 161H110V160H109ZM122 161H123V160H122ZM142 161H141V165L143 166L144 163H142ZM145 161H146V160H144L143 162H145ZM33 162H34V161H33ZM43 162H44V161H43ZM103 162H104V161H103ZM103 162H102V163H103ZM107 162H108V160H107ZM124 162L126 163V161H124ZM162 162H161V164H162ZM167 162H168V159H167ZM178 162H176V163H178ZM188 162H190V164H189ZM196 162H197V161H196ZM196 162H195V164H196ZM55 163H56V162H55ZM60 163H61V162H60ZM66 163L69 164V163H70L69 160H68V162H66ZM71 163H72V162H71ZM81 163H82V162H81ZM81 163H80V165H86L85 163H84V164H81ZM89 163L91 164V162H89ZM93 163H94V160H93ZM93 163L91 164V167H92V165H94ZM97 163H98V162H97ZM139 163H140V162H139ZM147 163H148V162H147ZM147 163H145V165H146V166H144L145 169H147L146 167H148V166H147ZM159 163H157V164H159ZM171 163H172V162H171ZM176 163H175V166H174V167H176V165H177ZM197 163H198V162H197ZM208 163H207V166L210 165V164H208ZM13 164H14V165H13ZM34 164H35V162H34ZM57 164H58V163H57ZM121 164H122V163H121ZM121 164H118V165L121 166ZM129 164H131V161H130V160L128 161L127 165L129 166ZM161 164H160V165H161ZM172 164H173V163H172ZM172 164H171V165H172ZM179 164H178V165H179ZM195 164H194V165H195ZM198 164H200L201 168L203 167L202 164H201L200 162H199ZM204 164H205V163H204ZM213 164H214V163H213ZM229 164H230V163H229ZM41 165H42V164H41ZM47 165H48V164H47ZM47 165H46V166H47ZM50 165H51V164L49 163V166H50ZM53 165H54V164H53ZM60 165H61V164H60ZM87 165H88V164H87ZM102 165H103V164H102ZM113 165H114V164H113ZM118 165H117V163H116V166H115L116 171H118V170H120V169L122 168V166H121V168H120ZM127 165L125 164L124 166L126 167ZM133 165H134V164H133ZM137 165H139V164H136V166H137ZM141 165H139V166H141ZM151 165H152V164H151ZM192 165H193V164H192ZM36 166H37V165H36ZM134 166H135V165H134ZM134 166H133V167H134ZM142 166H141V168H142ZM149 166H150V165H149ZM153 166H154V165H153ZM157 166H158V165H157ZM161 166H162V165H161ZM181 166H182V167H181ZM200 166H198V167H200ZM211 166H212V165H211ZM57 167H58V166H57ZM105 167H106V165H105ZM117 167H119V169H117ZM133 167H132V168H133ZM137 167H138V166H137ZM162 167H163V166H162ZM191 167H192V166H191ZM214 167H215V166H214ZM48 168L50 169L51 167H48ZM135 168H136V167H135ZM139 168H140V167H139ZM156 168H157V167H156ZM189 168H190V167H189ZM222 168H223V167H222ZM102 169H103V166H102ZM104 169H105V168H104ZM123 169H124V167L121 169V171H122ZM126 169H127V168H126ZM133 169H134V168H133ZM145 169L142 170V169H138V168H137V171H138L137 173H139V170H140L141 172L143 171V174H144V172H146V171H144ZM149 169H150V167H149ZM151 169H152V168H151ZM159 169H160V167H159ZM172 169H173V165H172ZM196 169H197V168H196ZM209 169H210V168H209ZM50 170H52V169H50ZM127 170L129 171V168H128ZM134 170H135V169H134ZM173 170H175L177 173L179 172V170H176V168H174ZM194 170H195V167H194ZM194 170H193V171H194ZM215 170H217V169H215ZM215 170H213V171L215 172ZM222 170H225V169H222ZM56 171H57V170H56ZM123 171H124V170H123ZM135 171H136V170H135ZM147 171H151V172H152V170H147ZM161 171H162V169H161ZM190 171H191V169H190ZM198 171H199V170H198ZM207 171H209V170H207ZM220 171H221V170H219V172H220ZM47 172H48V171H47ZM50 172H51V171H50ZM103 172H104V171H103ZM106 172H107V171H106ZM106 172H105L104 175H108V174H106ZM153 172H154V174H155V171H154V170H153ZM176 172H175V173H176ZM195 172H196V171H195ZM195 172H194V173H195ZM201 172H202V171H201ZM209 172H212L211 169H210ZM223 172H224V171H223ZM48 173H49V172H48ZM48 173H47V174H48ZM118 173L120 174V171H119ZM135 173H136V172H135ZM137 173L135 174V178H136V176H137ZM159 173H160V172H159ZM164 173H166V172H164ZM177 173H176V174H177ZM197 173H199V172H197ZM114 174H115V173H114ZM116 174H117V172H116ZM124 174H125V175H128L127 172L124 171L123 174H120V175H123V177L121 176V177H122V178H121L120 175H119V178H121V180H122V179L125 177L124 179H125V181H126V180H127V177L129 178V176H124ZM147 174L150 175L151 173H147ZM179 174H180V173H179ZM192 174H193V172H192ZM200 174H201V173H199V175H200ZM203 174H205V172H204ZM49 175H50V173H49ZM177 175H178V174H177ZM177 175H176V176H177ZM193 175H195V174H193ZM197 175H198V174H197ZM199 175L197 176V179H198ZM223 175H224V174H223ZM23 176H24V175H23ZM47 176H48V175H47ZM51 176H52V175H51ZM63 176H64V175H63ZM110 176H111V175H110ZM115 176H116V175H115ZM141 176H142V175H141ZM141 176H140V173H139V174H138V177H140V179H142ZM180 176H181V175H180ZM202 176H203V175L201 174V178H202ZM210 176H211V175H210ZM210 176L207 175L206 178H208V177H210ZM52 177H53V176H52ZM148 177H149V176H148V175H145V174H144V176H143V178H144L145 180H149V178L151 179V176H150L149 178H148ZM166 177H167V176H166ZM172 177H173V176H172ZM215 177H217V176H215ZM64 178H65V177H64ZM114 178H115V177H114ZM114 178H113V179H114ZM156 178H157L156 180L158 181V180H159V179H158L159 177H156ZM163 178H164V177H163ZM167 178H168V177H167ZM169 178H170V176H169ZM176 178H177V177H176ZM176 178H175V179H176ZM186 178L188 179V177H186ZM186 178L184 177V179H186ZM194 178H195V177H194ZM201 178H199V180H197V181L201 182V180H200ZM212 178H213V175H212ZM21 179H22V177H21ZM26 179H27V178H26ZM106 179H107V178H106ZM110 179H111V178H110ZM113 179H111V180H113ZM136 179H138V178H136ZM178 179H179V178H178ZM108 180H109V178H108ZM108 180H107V181H108ZM114 180H115V179H114ZM134 180H135V179H134ZM134 180H133V182H134ZM145 180H144L143 183H141V181H140L139 179L137 180V182H136V180H135V182L138 183V182L140 181L141 184H143L144 186H145V185L147 186V184H145ZM188 180H189V179H188ZM188 180H186V181H188ZM195 180H196V178H195ZM204 180H205V176H204ZM207 180H209V178H208ZM212 180H213V179H212ZM212 180H211V181H212ZM122 181L124 182V180H122ZM128 181L132 182L130 178L128 179ZM128 181H126V182H128ZM152 181H153V179H152ZM159 181H160V180H159ZM189 181H190V180H189ZM197 181H196V182H197ZM213 181H214V180H213ZM216 181H217V180H216ZM18 182H19V181H18ZM18 182H17V183H18ZM27 182H28V181H27ZM27 182H25V183H27ZM111 182H112V181H111ZM111 182H110V183H111ZM154 182H155V178H154ZM154 182H153V184H152V183H151V184L154 185ZM160 182H161V181H160ZM162 182H163V179H162ZM179 182H180V181H179ZM182 182H183V181H182ZM203 182H204V181H203ZM20 183H21V182H20ZM108 183H109V182H108ZM184 183H185V181H184ZM186 183H187V182H186ZM201 183H202V182H201ZM204 183H205V182H204ZM213 183H214V182H213ZM224 183H225V179H224ZM224 183H223V187H224ZM4 184H5V183H4ZM43 184H44V183H43ZM133 184H135V183H133ZM155 184L158 185V183H155ZM165 184H166V183H165ZM171 184H172V183H171ZM177 184H178V183H176L175 185H177ZM187 184H189V182H188ZM206 184H207V185H206L205 190L208 189L207 186L209 187V182H206ZM229 184H230V183H229ZM232 184H233V183H232ZM235 184H236V183H235ZM20 185H21V184H20ZM139 185H140V184L138 183V186H139ZM149 185H150V184H148V186H149ZM157 185H155V186H157ZM173 185H174V184H173ZM204 185H205V184H204ZM16 186H17V185H16ZM25 186H26V185H25ZM39 186H40V185H39ZM107 186H108V185H107ZM109 186L112 187L111 184H110ZM134 186H136V185H134ZM146 186H145V187H146ZM148 186H147V189H148ZM160 186H161V185H160ZM199 186H200V189H201V187H205V186H203V183H202V186H201V185H199ZM212 186H213V185H212ZM215 186H216V185H215ZM50 187H51V186H50ZM136 187H137V186H136ZM150 187H151V186H150ZM150 187H149V188H150ZM171 187H172V186H171ZM178 187H179V184H178ZM178 187H177V188H178ZM182 187L184 188V185H182ZM218 187L221 188V186H218ZM227 187H229V186H227ZM26 188H27V187H26ZM45 188H46V186H45ZM62 188H63V186H62ZM107 188H108V187H107ZM118 188H119V187H118ZM120 188H122V187L120 186ZM137 188H140V187H137ZM152 188H156V187L153 186ZM197 188H198V187H197ZM209 188H211V187H209ZM220 188L218 189L219 192L217 191L218 193H220V190H221ZM36 189H37V188H36ZM42 189H43V188H42ZM112 189H113V188H112ZM157 189H158V187H157ZM157 189H155V191H154V189L151 190V188H150V192H151V191H152V193L157 192V191H156ZM171 189H172V188H171ZM180 189H181V188H180ZM180 189H179V190H180ZM200 189H199V191H200ZM14 190H15V189H14ZM59 190L61 191V189H59ZM107 190H109V189H107ZM123 190H126V189H123ZM136 190H137V189H136ZM159 190H160V188H159ZM161 190H162V189H161ZM223 190H224V188H223ZM232 190H233V189H232ZM29 191H31V190H29ZM137 191H138V190H137ZM164 191H165V190H164ZM210 191H211V190H210ZM237 191H238V190H237ZM239 191H240V190H239ZM23 192H24V191H23ZM52 192H53V191H52ZM58 192H59V191H58ZM107 192H109V191H107ZM107 192H106V194H107ZM110 192H112V191H110ZM115 192H116V191H115ZM118 192H119V191H118ZM126 192H127V191H125V192H123V193L126 194ZM138 192H139V191H138ZM200 192H201V191H200ZM203 192H204V191H203ZM234 192H236V191H234ZM17 193H18V192H17ZM31 193H32V191H31ZM152 193H151V194H152ZM158 193H159V192H158ZM197 193H199V192L197 191ZM201 193H202V192H201ZM213 193H214V192H213ZM9 194H10V193H9ZM18 194H19V193H18ZM27 194H28V193H27ZM108 194H109V193H108ZM154 194H155V195H151V198H152L153 201H155V202H156V199H157V202L160 203V201H158L159 198H157L156 193H154ZM160 194H161V191H160ZM170 194H171V193H170ZM170 194H169V195H170ZM174 194H175V193H174ZM208 194H209V193H208ZM214 194H217V193H214ZM214 194H212V197L214 196ZM223 194H224V191H223ZM223 194H222V195H223ZM34 195H35V194H34ZM49 195H50V194H49ZM114 195H116V194L114 193ZM209 195H210V194H209ZM217 195H220V194H217ZM224 195H225V194H224ZM230 195H231V192L228 193V197H230ZM234 195H235V193H234ZM25 196H26V195H25ZM28 196H29V195H28ZM31 196H32V195H31ZM92 196H93V195H92ZM152 196H155V199H154V197H152ZM164 196H165V194H164ZM198 196H199V194H198ZM236 196H237V195H236ZM43 197H44V194H43ZM93 197H94V196H93ZM162 197H163V194H162ZM165 197H166V196H165ZM200 197H201V196H200ZM200 197H199V198H200ZM212 197H211V196H208V200H207V199H206V200L208 201V203H209L210 206H213L214 203H215V205H216L215 207H217V203H218L217 201H218V200H217V199H214V197H213V198H212ZM215 197H216V196H215ZM16 198H17V197H16ZM94 198H95V197H94ZM199 198L197 197V200H198ZM111 199H113V198H111ZM165 199H167V198H165ZM200 199H201V198H200ZM200 199H199V200H200ZM204 199H205V198H204ZM220 199H221V197H220ZM222 199H223V198H222ZM222 199H221L220 201H222ZM16 200H17V199H16ZM54 200H56V199H54ZM60 200H61V199H60ZM108 200H109V198H108ZM216 200H217V201H216ZM232 200H233V198H232ZM50 201H51V200H50ZM122 201H123V200H122ZM153 201H152V203H153ZM162 201H163V200H162ZM207 201H206V202H207ZM233 201H234V200H233ZM239 201H240V200H239ZM27 202H28V201H27ZM54 202H56V201H54ZM157 202L154 203L155 206H154V204L152 205V206H154V207L156 208V210H155V208H153V210H155L156 212H157V211L159 212L160 210H164L163 208L160 209V206L162 205V202H161V204L158 206V207H159V210L157 209V208H158V207L156 206ZM198 202H199V201H198ZM201 202H202V201H201ZM108 203H109V202H108ZM149 203L151 204L150 200H149ZM176 203H177V202H176ZM176 203H175V204H176ZM203 203H205V200H204V202H202V204H203ZM220 203H221V202H220ZM220 203H218V204H220ZM239 203L241 204V202H239ZM29 204H30V203H29ZM169 204H170V203H169ZM206 204H207V203H206ZM206 204H204V205H206ZM234 204H236V203H234ZM19 205H20V204H19ZM173 205H174V204H173ZM179 205H180V204H179ZM179 205H178V206H179ZM238 205H239V204H238ZM23 206H24V205H23ZM51 206H52V205H51ZM62 206H63V205H62ZM152 206H151V207H152ZM167 206H168V204H167ZM183 206H184V205H183ZM221 206H222V205H219V207H221ZM64 207H65V206H64ZM151 207H150V208H151ZM170 207H171V206H170ZM174 207H175V206H174ZM176 207H177V204H176ZM179 207H180V206H179ZM179 207H178V208H179ZM181 207H182V206H181ZM202 207H203V206H202ZM222 207H224V206H222ZM25 208H26V207H25ZM52 208H53V207H52ZM203 208H204V207H203ZM206 208H207V205H206ZM217 208H218V207H217ZM232 208H233V207H232ZM238 208H239V207H238ZM242 208H243V207H242ZM20 209H22V208H20ZM53 209H54V208H53ZM53 209H52V210H53ZM168 209H169V208H168ZM179 209H180V208H179ZM181 209H182V208H181ZM181 209H180V210H181ZM17 210H18V209H17ZM153 210H152V212H153ZM211 210H212V208H211ZM211 210H210V213H211ZM215 210H216V209H215ZM215 210H214V212H215ZM218 210H220V209L218 208L217 211H218ZM231 210H232V209H231ZM25 211H26V210H25ZM208 211H209V210H208ZM220 211H221V210H220ZM239 211H240V209L238 210V212H239ZM242 211H243V209H242ZM161 212H162V211H161ZM214 212H213V213H214ZM6 213H8V218H9L10 220H14V219H13V216H14V214H17V211H16V208L14 207V203H12L10 200H9V201L7 200L5 193H4V192L1 190V188H0V219H1L2 214H6ZM18 213H19V212H18ZM38 213H39V212H38ZM63 213H64V212H63ZM67 213H68V212H67ZM169 213H170V212H169ZM217 213H218V212H217ZM228 213H229V212H228ZM240 213H241V212H240ZM24 214H25V213H24ZM32 214H36L35 210H32ZM55 214H56V213H55ZM59 214L62 215L61 212H60ZM59 214H58V215H59ZM161 214H162V213H161ZM211 214H212V213H211ZM214 214H215V213H214ZM220 214H221V213H218V214H215L216 216H215V215H213V216H214L215 218H216V217L218 218L217 215H220ZM242 214L244 215L245 212L243 211ZM246 214H247V213H246ZM56 215H57V214H56ZM155 215H156V213H155ZM221 215H222V214H221ZM243 215H242L241 218L246 217L247 219H249V218H248L249 215H248V217H247V216H243ZM158 216H159V215H157V218H158ZM160 216H162V215H160ZM167 216H168V215H167ZM213 216L211 215V218H212ZM240 216H241V215H240ZM49 217H50V216H49ZM54 217H56V216H54ZM171 217H172V216H170V218H171ZM219 218L222 219L221 216H219ZM232 218H233V217H232ZM241 218H240V220H241ZM63 219H64V218H63ZM162 219L164 220V215L162 216ZM162 219H161V220H162ZM213 219H214V218H213ZM247 219H246V220H247ZM33 220H34V218L32 217L29 221H28V220H27V221L33 223ZM50 220H51V219H50ZM50 220H49V222H50ZM161 220H159V221L157 220V221H158V222H161ZM163 220H162V221H163ZM215 220H216V219H214L213 222H214ZM222 220H223V219H222ZM240 220H238V221L240 222ZM246 220H245V221H244V219L241 220L242 223H243V221H244L243 225H244L245 228L248 226L247 223H250V222L245 223ZM2 221H3V220H2ZM16 221H17V220H16ZM25 221H26V220H25ZM64 221H65V220H64ZM169 221H170V220H169ZM182 221H183V220H182ZM247 221H248V220H247ZM28 222H27V223H28ZM62 222H63V221H62ZM158 222H155V223H158ZM215 222H216V225H217V224H220V223H219L220 221H218V222L215 221ZM215 222H214V224H215ZM234 222H235V221H234ZM236 222H237V221H236ZM58 223H59V221H58ZM68 223H69V222H68ZM155 223H154V224H155ZM161 223H162V222H161ZM43 224H44V223H43ZM71 224H72V223H71ZM214 224H213V227H214V226L216 227V225H214ZM231 224H232V223H231ZM238 224H240V223H238ZM238 224H237V225H238ZM6 225H7V224H6ZM29 225H30V224H29ZM46 225H47V224H46ZM61 225H62V224H61ZM155 225H157V224H155ZM162 225H163V224H162ZM211 225H212V224H211ZM220 225H222V224H220ZM237 225H236V226H237ZM245 225H246V226H245ZM9 226H10V225H9ZM35 226H36V225H35ZM35 226H34V228H35ZM160 226H161V225H160ZM160 226L158 225V227H160ZM163 226H165V225H163ZM163 226H162V227H163ZM187 226H188V225H187ZM239 226H240V225H239ZM239 226H238V227H239ZM249 226H250V227H248V228L252 229V228H251V225H249ZM162 227H161V228H162ZM183 227H184V226H183ZM223 227H224V226H223ZM240 227H241V226H240ZM242 227H243V226H242ZM11 228H12V227H11ZM28 228H30V227H28ZM217 228L220 229V226L216 227V229H217ZM253 228H254V227H253ZM25 229H26V228H25ZM188 229H190V228H188ZM232 229H233V228H232ZM241 229H242V228H241ZM241 229H240V230H241ZM250 229H249V230H250ZM255 229H256V228H255ZM1 230H2V229H1ZM26 230H27V229H26ZM26 230H25V231H26ZM184 230H185V229H184ZM217 230H218V229H217ZM242 230H243V229H242ZM221 231H223L222 228H221ZM243 231H244V230H243ZM243 231H241V233H242ZM255 231H257V230H255ZM255 231H253V232L255 233ZM0 232H1V231H0ZM188 232L190 233L189 230H188ZM219 232H220V230H218L217 233H219ZM244 232H245V231H244ZM2 233H3V232H2ZM22 233H23V232H22ZM70 233H71V232H68V236L65 235V236H66V237H65V238H66V241H67L68 239H71V240L73 241V238L70 237ZM185 233H186V232H185ZM237 233H238V232H236L235 236H238ZM9 234H10V233H9ZM19 234H20V233H19ZM34 234H35V233H34ZM173 234L175 235V233H173ZM242 234H243V233H242ZM249 234H250V233H249ZM249 234H248V235H249ZM257 234H259V231L257 232ZM261 234H262V232H261ZM17 235H18V234H17ZM22 235H23V234H22ZM39 235H40V234H39ZM190 235H191V233H190ZM192 235H193V234H192ZM221 235H222V233H220L219 236H218L217 238H219ZM245 235H246V233H245ZM245 235H244V236H245ZM6 236H7V235H6ZM19 236H20V235H19ZM76 236H77V235H76ZM186 236H187V234H186ZM193 236H194V235H193ZM193 236H192V237H193ZM162 237H164V236H162ZM190 237H191V236H190ZM221 237H223V236H221ZM251 237H252V239L255 238L254 235L251 236ZM257 237H258V235H257ZM257 237H256V238H257ZM259 237H260V236H259ZM259 237H258L256 240H260L261 237H260V239H259ZM24 238H25V237H24ZM187 238H189V236H188ZM195 238H196V237L194 236V239H195ZM215 238H216V237H215ZM215 238H214V239H215ZM241 238H243V235H242ZM248 238H249V237H248ZM12 239H13V238H12ZM12 239H11V240H12ZM16 239H17V238H16ZM26 239H27V238H26ZM48 239H49V238H48ZM165 239H166V238H165ZM165 239H164V240H165ZM169 239H170V238H169ZM174 239H175V238H174ZM51 240H52V239H50V241H51ZM86 240H87V239H86ZM208 240H209V239H208ZM221 240H222V239H221ZM243 240H246V239H243ZM262 240H263V239H262ZM262 240H261V241H262ZM22 241H23V240H22ZM24 241H25V240H24ZM168 241H169V240H168ZM190 241H191V240H190ZM190 241H189V242H190ZM193 241H195V240H193ZM215 241H217V240L215 239ZM250 241H251V240H250ZM11 242H12V241H11ZM209 242L211 243V241H209ZM220 242H221V241H220ZM220 242H219L218 245L221 244ZM222 242H223V241H222ZM16 243H17V242H16ZM20 243H21V242H20ZM32 243H33V242H32ZM165 243H166V242H165ZM190 243H191V242H190ZM190 243H189V244H190ZM195 243H196V242H195ZM195 243H194L193 245H195V247H197ZM217 243H218V241H217ZM248 243H250V242L248 241ZM251 243H252V242H251ZM259 243H260V242H259ZM10 244H11V243H10ZM22 244H23V243H22ZM22 244H21V246H22ZM24 244H26V242H25ZM30 244H31V243H30ZM55 244H56V243H55ZM63 244H64V243H63ZM66 244H67V243H66ZM172 244H173V243H172ZM198 244H199V243H198ZM213 244H214V243H213ZM242 244H243V243H242ZM253 244H254V243H253ZM4 245H5V244H4ZM85 245H86V244H85ZM166 245H167V244H166ZM193 245H192V247H194ZM199 245H200V244H199ZM209 245H210V244H209ZM216 245H217V244H216ZM254 245H255V244H254ZM254 245H250V246H252V248H253ZM263 245H264V244H263ZM16 246H17V245H16ZM47 246H49V245H47ZM67 246H68V244H67ZM76 246H77V245H76ZM188 246H189V245H188ZM210 246L212 247L213 245H210ZM214 246H215V245H214ZM235 246H236V245H235ZM247 246H248V245H247ZM255 246H256V245H255ZM3 247H4V246H3ZM13 247H14V246H13ZM61 247H63V246H61ZM70 247H71V246H70ZM211 247H210V248H211ZM216 247L218 248V247H220V246H216ZM216 247H215V248H216ZM225 247H226V246H225ZM237 247H238V246H237ZM243 247H244V248L246 247L245 243H244ZM24 248H25V247H24ZM50 248H51V247H50ZM166 248H168V247H166ZM200 248H202V246H201ZM212 248H213V247H212ZM10 249L12 250V246H10ZM14 249H16V248H14ZM60 249H63V248H60ZM65 249H67V247H66ZM84 249H86V248H84ZM93 249H94V248H93ZM93 249H92V250H93ZM169 249H170V248H169ZM227 249H228V248H227ZM253 249L255 250V247H254ZM1 250H2V249H1ZM3 250H4V249H3ZM23 250H24V249H23ZM92 250H91V251H92ZM199 250H200V249H199ZM207 250H208V249H207ZM215 250H216V249H215ZM220 250H221V248H220ZM220 250H219V252H220ZM259 250H260V249H259ZM262 250H263V252H264V247L262 248ZM5 251H6V250H5ZM79 251H80V248H79ZM170 251H171V250H170ZM196 251H198L197 248L195 249V254L197 255V252H196ZM209 251H210V250H209ZM211 251H213V250H211ZM217 251H218V250H217ZM237 251H238V250H237ZM31 252H32V251H31ZM213 252H214V251H213ZM213 252H209V253L212 254ZM222 252H223V251H222ZM235 252H236V251H235ZM18 253H20V252L18 251ZM21 253H22V252H21ZM28 253H29V252H28ZM84 253H85V252H84ZM244 253H245V252H243V254H244ZM257 253H258V252H257ZM257 253H255V254H257ZM261 253H262V252H261ZM13 254H14V253H13ZM57 254H58V253H57ZM202 254H204V253L202 252ZM211 254H210V256H211ZM216 254H217V253H216ZM219 254H220V253H219ZM248 254H249V253H248ZM248 254L245 253V256L248 255ZM253 254H254V253H253ZM263 254H264V253H263ZM15 255H16V254H15ZM29 255H30V253H29ZM31 255H32V254H31ZM212 255H213V254H212ZM8 256H11V258H12V255H8ZM59 256H61V255H59ZM201 256H203V255H200V257H201ZM210 256H209V257H210ZM213 256H214V255H213ZM213 256H212V257H213ZM220 256H221V255H220ZM241 256H243V255H241ZM257 256H258V255H257ZM263 256H264V255H263ZM55 257H56V256H55ZM197 257L199 258V256H197ZM212 257H210V258H212ZM251 257H252V256H251ZM251 257H250V258H251ZM253 257H254V256H253ZM13 258L15 259V257H13ZM35 258H37V257H35ZM78 258H79V257H77V259H78ZM203 258H205V257H202L201 259H203ZM215 258H216V257H215ZM8 259H9V258H8ZM16 259H17V258H16ZM20 259H21V258H20ZM55 259H56V258H55ZM62 259H63V258H62ZM68 259H69V258H68ZM70 259H71V258H70ZM84 259H85V257H84ZM205 259H206V258H205ZM258 259H259V258H258ZM58 260H59V259H58ZM64 260H67V258L64 259ZM75 260H76V259H75ZM208 260H209V259H208ZM211 260H213V258H212ZM221 260H222V257H221ZM243 260H244V259H243ZM22 261H23V259H22ZM53 261H54V260H53ZM205 261H206V260H205ZM213 261H215V259H214ZM218 261H219V260H218ZM254 261H255V260H254ZM256 261H257V259H256ZM256 261H255V262H256ZM17 262H18V261H17ZM42 262H43V261H42ZM49 262H50V261H49ZM68 262H72V261H68ZM201 262H202V260H201ZM3 263H4V262H3ZM14 263H15V262H14ZM204 263H205V262H204ZM206 263H208V262H206ZM211 263H213V264H221V263H217V262L214 263V262H212V261H211ZM251 263H252V261H251ZM253 263H254V262H253ZM257 263H258V262H257ZM15 264H18V263H15ZM72 264H74V263H72ZM201 264H203V263H201ZM209 264H210V263H209Z\"/></svg>",
	"mask_w": 264,
	"mask_h": 264
}]
</instances>
